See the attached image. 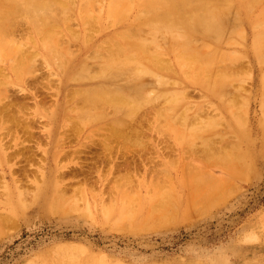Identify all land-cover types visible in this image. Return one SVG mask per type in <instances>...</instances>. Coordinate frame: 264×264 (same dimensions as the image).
<instances>
[{
  "label": "rangeland",
  "instance_id": "rangeland-1",
  "mask_svg": "<svg viewBox=\"0 0 264 264\" xmlns=\"http://www.w3.org/2000/svg\"><path fill=\"white\" fill-rule=\"evenodd\" d=\"M94 1H97V0H94ZM101 1H103L104 3L100 2V0H99V2H94L95 3V8L94 9L92 8V6L90 8V10L92 11L91 12L92 15L100 16L99 14H101V16L98 19L99 22L96 21L95 18H94L90 23H88L89 27L86 25V23H83L82 20H80L82 18V17L80 18V16H82L81 15L82 13H81V9L79 7H81L80 5H82L83 1H81L82 2L81 3L80 0H75V3H74V0H73V3H74L73 7L74 8L70 7V10L72 9L71 12L72 11L74 12L73 15L75 17L72 15L74 19H72L71 13L68 10L69 17L71 16L70 18L72 19V21L70 19V22H69L67 20V18H66V16L68 17V15H67L68 12L65 15L66 19L65 18L64 19L66 20V22L67 21L69 22V24L66 23L68 25L69 30L66 28L67 26L64 27L65 22H62V29H63L62 31H65L68 34L67 35L65 32H62V33H64L62 35H64V37L65 36L67 37L65 39L69 38V40L65 41V40L62 39L64 44H65V42H68V46H66L67 44H65V45L63 44L64 45L63 47L66 46V48L71 49L72 53L68 52V53H71V54H69L70 56L73 54V57H71V58L68 55V57H67L68 63L66 62V59H64V61H65L64 62L63 59H61L60 57L59 58L61 60L59 61L58 60V56L55 57V59L57 58L56 61H55L54 57H53L54 53L52 54L50 51H47V50H50L49 48L47 50H44V48H47V47H45V45L44 46L40 45L42 40L40 42L39 38H41V37H40V35H37L34 32V30L32 28V24H29L28 22H26L29 25V27H28V25L26 26V23L24 25L25 27L22 26V25H19V27H21V29L24 28L23 29L24 32L21 33L23 30L18 28L19 32L16 31V32H18V35L15 33V35H17L15 38L20 39V40L16 39L15 40L16 42L15 41L14 42L17 43V41H19L20 43L19 42L18 43L22 44V46L20 45L21 47H26V44H27V48L24 49L25 50L24 52L28 51V53L32 54V50L35 49L36 51L33 50L35 52V53L34 52L33 53H34V56L35 57L37 56V57L33 59L35 61L30 60V62H31L30 64L25 62L26 65L28 64L27 67L25 66V64L22 63L24 65V67L29 68V70H30L29 72H31V73H27L28 69L27 70L24 69L22 71V66H21V68L19 67V73H17V72L14 73V70L17 67L15 66L14 70H13V68L11 70V67L12 66L14 67V64H11L12 65L11 67H10V64H9V63H12L11 60L14 57L10 56L11 57V59H10V57L8 56L9 54L6 53L5 54L6 57H2L4 59L0 58V60H1L0 69L2 70L0 72L3 74V76H0V82L3 83L4 87L6 88L8 97H13L14 100H23V101L26 100V101H28L29 106H28V108H26L28 110H26L25 112H26V115L29 116V118L34 120L33 126H34V129L37 130V131H35V132H37V133H35V135L36 134L38 135V136L37 135L34 136L30 140L34 142L35 141L34 139H36V138L39 139V140L42 139L41 140V148H39V149L36 148V152L34 150V152H35L37 157L35 156L36 160H34V159L33 160H34V162L35 161L38 162V160L40 159L39 163H37V165L42 163L41 169H43V171H46V172L49 171L50 172V171L55 169V163L53 162L54 160L51 159V158H53L52 157L53 153L55 152V149L57 147L58 137H59L60 133H62L65 130L68 129V127L65 126L66 125L65 122H67L66 120L67 119H73V120L78 119V116L80 114L81 115L79 116V119L83 118L84 117L83 115H85V116H87V115L93 116V115H90V112H89V111L93 110L92 109L93 106L91 104L93 99H89V97H88V100L86 102H84L83 99L80 98L81 96L80 97H76V98L75 97H70L69 98V96L67 97V94H68V93H66L67 90L68 89L69 90L70 89H74V88L76 89V87H77V89H79L78 87H82L81 89H84V87H85V89L87 88L86 90H89V92H90V90L94 86L97 87L98 84L103 85V86H106L107 84L108 85H112V86H115L114 84H116V86L117 85H123L124 86L125 85L124 83H126L124 81H126L128 78L129 79L127 81L128 82L131 81L133 83L130 84V82H129V84H127L128 83L127 82L125 86L127 87V86L132 85V87H134L133 84L136 83L135 79H137V77H135V75L136 74H137L136 76L140 75L141 77L140 76L139 77L141 78L143 83L146 84V86H147V84H148V86H151V87L153 85V89L149 90V92H147L148 91V89H147L148 86L147 87L145 86L144 89L147 90L146 91L147 96L149 95L150 91L153 92V91H155L157 89V91H155L154 94L150 93V95H152L153 99L148 96L149 100H146L148 102V105H146L147 103L144 102L145 100L143 101L145 104L142 103V104L139 105L142 108L139 109V107H138V109L141 110L140 112H142V113H140L139 110L136 109L139 112L138 115L146 114V112H149V115L147 114L146 117L148 119L154 118V119L148 120V122H146L147 124L143 123V126L146 125L145 127H147L145 132H148V136H149V137L147 136L148 138L146 136L144 138V135H146V133H144L143 138H144V140H148V142L151 143V145L149 143V147H152V146L154 147V148L152 147L153 149L150 148V150L152 149L151 150L152 154L155 155L156 154L155 151L159 150L160 153L164 156L163 159L162 158H156V156H155L154 157V159H155V163L154 164H156V166H158V167H161L162 169L166 168L167 171L170 172V173L172 172L171 173L172 174L171 178L173 180H172V182H170L171 179L168 181V179L170 178L169 177L170 173H167L169 178L167 177V179H165V180L163 179L165 182L161 181V180H157L154 183V181L150 178V176H147L145 178L146 181L148 179L147 183H145L146 182L145 180H138V181L135 180V182L132 183V184H131V182L127 183V181H125L126 183L124 181H118L117 183H115L116 185L113 182H111L110 183L111 186L108 185L109 183H106L107 185L105 184L106 185V187H105L104 183H103V185H101L102 184L101 182L97 183V179H96L97 176L94 178V176H95V172H94V174L92 176L90 175L91 182H93V183L95 182L94 190L92 188H91L92 190H90L89 188H86V189H84V192H83V190L80 193H78V191H77V194H76V192H72V191L69 194L70 190H67V192L68 191L69 192L68 193L66 192L63 195V196H65V195L68 194L66 197H63L62 195H60L62 197L59 196L56 199V196H58L59 193H60V192H57L59 190L56 189L54 183H51L50 179H47V182H46V180L43 179L44 177H42V174L40 172H38V173H40V174H38V173L36 174V176L37 175L39 176V177L37 176L38 177L37 178L38 182H34L33 181V183L30 182L31 184L28 182V183L24 184V186L22 185V187H23L22 190L23 189L24 190L22 192L16 191L14 193L13 197H12L11 192L10 191L8 192L7 190H2L3 192L1 191V193H0V201L3 200V201H1L2 209H5V207L6 208L8 207L7 210H3V211L7 212V211L13 209L15 211V219H16L15 223H17V225H18V226L16 225L15 227H14L15 223L13 225L10 224L11 226L8 225V227L10 226L11 229H9V228L7 229L6 228L7 225H5L6 226L5 229H7V230H5L4 227L0 228V232L2 231V233H0V264H47L48 262H50L49 264H57V263H59L58 259L60 258V256H61L60 262L62 264H67L68 262L71 263V264H76V263L77 264H82L83 261H84L83 264H93V263L96 264L97 262H98L97 264H104V263L108 264V262H109V264H119V263L120 264H123V263L124 264H264V149H263L264 148V106H263L264 105L263 104L264 103V87H263L264 86L263 85V83H264V78H263L264 77L263 76L264 75V63H263L264 62L263 61L264 58H262V57L260 58L259 55L257 56V54H259V53L256 52L257 53L256 54L255 50L253 49V40H252L253 39V37H252L253 36V30L250 27L249 23L246 22V21L240 22V27H241L240 33L245 32V33H243L244 34L243 39H242V36H239L237 33L233 34V33H235V30H234L235 28L233 29V27H235L234 17L236 15V13H235L236 11H234L235 9L233 10L231 8L230 11H234L235 15L233 14L234 16L232 17V14H230L231 18L229 16V14L227 15V17L229 16V19L232 20L233 24H231V22L228 21V18H226V20L231 24L229 26V23H227V21H226L227 27H226L225 33H226V31H227V33L229 32L227 34L228 36L226 35V38H228L226 40L230 39L229 42L231 40H234L233 38L232 39L229 38V36L232 35V37L234 36V38L236 37L235 39H237L234 42L238 43V40H240V38H241L242 40H240V41H243L244 43L240 42L239 43L240 45H238V44H236L234 42H232V43L230 42L231 45H227V44H230V43L229 42L227 43V41L225 40L226 43H227L226 44L223 41L224 38L221 41L224 42L225 44H223L220 40H219L220 41V43H219V42H217L218 40L215 41V39H213V38H209V37L206 38L207 43L208 42L209 43L212 42L211 44L212 45L215 44V46L216 45L218 46V45L221 44L218 47H220V50H222V51L225 48L229 49L228 50V52H230L229 54L227 53V55H226V52H225V55H226V57L228 59H229L230 56L232 58L233 54H235V55L236 54L238 55L239 53H240V55H241V53L244 54V55H242V58H240L238 61L236 60V58L234 59V61L236 60L237 63L231 62V58L229 59L230 63H232L233 66L230 63H227V61L225 60V57H223V56L222 57L224 58L225 63H222L224 60L220 61L221 63L220 62L216 63L217 66H219V64H220L221 69L216 68L218 71L220 70L219 72H221V71H225L226 72L227 71L229 73V75H231V73H233V76H234V77L231 76V82L232 83H230V82L228 84L225 83L226 86L230 88V90H229V88L227 89V87H225V86H223V87L226 88V89L225 90L222 89V93H223V91L229 90V93H228L229 95H224L228 91H226V93L224 92L223 94L220 93V95H223V97L225 96L226 98L225 97L224 98L227 100V96L231 97V95H232L231 93L232 92H233V94L235 93V95H236L243 88H244V92H245V90H247L246 93L248 94V96H247L246 93L244 94L243 90L240 91L241 95H239L240 92L237 94L238 96L234 95L235 97H238V98H236L237 99V103H236V99H234L235 97H233V95H232L233 99H229V97H228L230 102L231 101L233 102V100H234L233 103H235L236 105L231 102L233 107L234 106L237 107L238 105H240L242 107V105H243V108L240 107L241 109H238L239 107H237V109L235 108L237 111H239V112H237L239 114H237L233 110L234 108L231 110L232 107L230 105L227 104L228 106H226L225 102H221L223 100L222 96H221V99H222L221 100L218 97L219 95L218 96H216L217 94L212 95L213 93L210 92L211 90L208 92L209 88L207 87V85L204 88L202 86L203 85V83H202V85H201L203 87L202 88L200 86V84H199V81L194 76H193L194 78L193 77L189 78L188 76H185L187 74L189 76H192V74L188 73V72H186L184 70H181L180 66L176 65L177 62H176V59H174L175 58V56H174L175 54L173 52H170L171 51V48H170L171 46H169V45H171V43H172L171 40L172 39L169 40V37H171L169 33H166V34L164 32L161 33V34L159 33L158 36L161 37V35H162V37L161 38L157 37V40L161 41V39L165 38V37L163 38V36L165 35V36H167V38L169 40V41L168 40L167 41L164 40L165 43L168 42V44H167L168 47H166L167 45L165 43L161 44L162 41H161V43H159V44L162 45V47H164V49H167L166 52L168 51V53H170V54H168V53L165 52L167 55H169V58H167L168 57L167 55H165V56L163 55V57H165L168 61L171 60L169 65H168V63L167 64L165 63V65H163L164 62H166L167 60L162 57V59H164L163 60L164 62L162 61V63H163L162 65L163 66L161 65V60L158 62L159 70L160 71L162 70L161 73H160L159 70H157V68L153 69V68H155V65H153L151 62L145 61V64L147 63L146 66H148V64H151L150 65L151 69L154 72H156V71H158V72H156V74H154V72L152 71V73L150 72L151 74H148V75H147V73H149V72H146V75H145L144 71H142V70L138 71V70H140L139 67H137L138 68V70H137L136 67L134 68L133 66H131L135 70V72H140V73L134 74L135 73L134 70H132V71H130V70L126 71L125 70V72H124L123 70L127 69V68H124L123 70H119L122 75L117 74V75H119V78L116 76L118 80L115 79V76H109L111 81L114 82L112 84L110 79L107 77V75H109L108 74L109 70L105 71L106 69L103 68V60L101 59L102 61H99V62L102 63V64L100 63L101 66H102L101 68L104 69V71L102 73H105V72L106 73L108 72V73L107 74L105 73L103 75V79H101V78L99 79L100 76L99 77L97 76L96 72H98V71H97V69H95L97 67V65H95V67H94L93 66V61H94V63L97 62L96 64H98L97 60L100 59V58L97 59V57H96L95 58L96 60L93 59V61H92V58H94V54L92 53V50L94 52L95 47L100 45V43H101V45H104L105 44L104 42L106 40H108L107 36L110 37V35H112L114 33H117L119 31L123 30L124 28L126 29L127 25L130 24V22L132 23L130 25V27H134V25L136 27V24H133V23H136V20H133V22L130 21V20H132L133 18L136 17V16L134 17V14L136 12V8L135 9L133 8L132 10L130 9L131 13L129 14V16L125 20V22H122V23L118 22V24H117V21L114 22V20H112L108 16V13H107V9H108V5H109L110 1L109 0H101ZM94 3H93V5H94ZM100 4L103 6V8H102V6ZM98 5L101 6V7H98ZM96 7L100 8L99 9L100 13L98 12V14H96V10H98V8L96 9ZM258 10H259V8L255 9V11H258ZM78 12L81 13L80 16H79ZM231 13H233V12H231ZM107 18L108 19L110 18V19L108 20ZM79 20H80V23L78 22ZM21 21L24 22L25 20H21ZM94 21L98 22V25ZM107 21H111V22H107ZM23 22H20L19 24H21V23L24 24ZM93 22L96 23V26H98L99 30L97 28H96L97 30L94 29L96 26H94L95 24ZM108 23H109V26H111L112 28L108 27ZM110 23H111V25H110ZM84 24L87 26L86 28L85 27L84 28L85 29L89 28V30L88 29L87 30L83 29V25ZM92 25H93V28H92ZM242 25H243V27H242ZM90 26L93 29V31L90 28ZM30 27H31V29H29ZM143 28L145 30L143 35L144 34H146V35L148 34L146 36V38H149V40H150L151 39L150 36H152V35L149 36V33H147L146 30H147L148 27L146 28V26H143ZM229 29H233V30H229ZM31 30L33 31V33H32L33 35H31V33H30ZM71 30L78 32L79 34L77 33L76 36H78V35L79 36L75 38L73 36L75 34L71 35ZM94 30H95V32H94ZM106 30H108V31H106ZM84 31H86V33L90 35V36L88 35L86 37L90 38L91 41H89L85 37L86 34L84 33ZM99 31L102 32V33H100ZM231 31H233V32H231ZM230 32H231V34H230ZM106 33L107 34L110 33V34L107 35ZM225 33L223 35H225ZM24 34H26L25 37L30 35L33 38V36H34V39H36V40H34V41H33V39H32V41L28 40L29 42L27 41V43H26V41L25 42L22 41L24 43L23 44L21 42V38L23 37ZM92 34H94L95 36L93 35V37H92ZM64 37L62 36V38H64ZM25 39H27V38H25ZM25 39L23 37V40H25ZM28 39H31V38L28 36ZM83 39H85V40L83 41ZM104 39H105V41H104ZM202 39L203 38H198L197 39V44H199V46L203 45L205 43L204 41H206L205 39H203V40ZM208 39H209V41H208ZM245 40H247V41L245 42ZM34 42H37L36 43L37 46L35 45ZM149 44L150 43H148V46H149ZM234 44H236V45H234ZM242 44H244V46ZM151 45L152 44H150V46H149L150 47L149 51L153 50ZM21 47H20L19 51H22L23 48H21ZM168 48H169V50H168ZM227 49H225V50H227ZM232 49H234V51ZM30 50H31V52H29ZM66 50H68V49H66ZM13 52L14 51H12V53ZM16 52H18V51H16ZM19 53H16L17 54L16 60L19 59ZM68 53H66V54H68ZM14 54H15V52H14ZM14 54H12V56ZM22 54L23 53H21V55ZM92 54H93V56L89 57V59H91L89 61V59L86 56H90ZM10 55H11V53H10ZM237 55L234 56V57H237ZM238 58H239V56H238ZM20 59H22L21 61H23V62L26 60L25 58L24 59L21 58V56H20ZM80 59H83V60L85 59L84 62L86 60H88V61H86V62H88V63H86L87 66L84 63L83 64L84 67H83L81 65V61L78 63V61ZM173 59H174V61H173ZM259 59H260V61H259ZM4 60H5V62H4ZM16 60L15 59L13 60V62H15L16 65H17V63H18V66L22 65V64H20L21 62L20 63L18 62L19 60L18 61H16ZM26 61L28 62V60H26ZM32 61H33V65H32ZM171 62H172V64H171ZM89 63H92V64L89 65ZM228 64H230V66H232V67H230ZM30 65H32V66H30ZM62 65L64 67H61ZM79 65H81V67L83 69L80 68ZM88 65L91 66V67H90V70L88 69V72H85V74L88 73L86 75L87 76V79H86V78H84L82 76H84L83 75L84 71H85L86 67H88ZM160 65L162 67H165V68L168 65V68L171 67L170 69L167 68L168 70L173 71V69H174V71H176V72L173 71L174 72L173 74L172 73L168 74V72L170 73V71L167 70L168 72H166V70L164 68L160 69V67H161ZM150 66H148V67H150ZM2 67H3V69H2ZM30 67H31V69H30ZM222 67H223V69H222ZM229 67H230V69H232V71H230ZM101 68H100V71H101ZM214 68H215V66H214ZM81 69L83 71H81ZM118 69H120V67ZM93 70H96V71L94 72ZM163 70H165V71H163ZM76 71H80V73L79 72L76 73ZM86 71H87V69H86ZM89 71H91V72L93 71V72L89 73ZM129 71L130 72H134V73L133 74L126 73V72H129ZM236 71H238L239 73L236 72ZM111 72H112V70H111ZM141 72H143V73L141 74ZM21 73H23V76H22ZM74 73H76V74H74ZM94 73H96V76L99 79V81H97L98 79H96V77H94L95 76ZM157 73L158 74L160 73L159 75L162 74L163 76L161 75V77H164V76L168 75L169 78L170 77H172V78H170L168 80L167 77H164V78H167V82L166 83L163 82L164 81L163 78L162 79L160 78L161 80H163L162 81L163 83H162L160 80H158L160 76L157 75ZM234 73H235V75H234ZM15 74H21V75H20L19 78H17ZM31 74L34 75V76H31ZM80 74H81V76H80ZM241 74H242V76H241ZM73 75H74V77L76 79L73 77ZM88 75L90 77H92V78L89 77L90 79H88ZM98 75H99V73H98ZM105 75H106V77L108 79H104ZM130 75H132V76L134 75V77H129ZM237 75H239L241 77L239 80H238L239 76H237ZM21 77H22V79H21ZM80 77H82L83 80L84 79H86V80L83 81L82 78H80ZM93 77H94V79H93ZM122 77H124L125 79L127 77L128 78L125 80ZM150 77H151V79H150ZM152 77H155V78L153 79ZM185 77H187L189 80L187 78H185ZM235 77H237V79H235ZM78 78H80L82 81L80 80L79 82H76L78 80ZM121 78L123 79L122 82H121V80H122ZM233 78L235 80H233ZM261 78H262V80H261ZM155 79H156V85H154L155 82L153 81ZM190 79L192 80L191 83H190ZM70 80H72V81H70ZM73 80H75V81H73ZM87 80H89V81L87 82ZM114 80H116V82L117 81L121 82L122 84L118 83V82L116 83ZM150 80H152V82H149ZM232 80L234 81V83L235 82L236 83L233 84ZM153 82H154V84H153ZM158 82L161 83L160 86L162 88L160 86H158L159 85ZM195 82L198 83L199 85H197ZM239 82H240V84H238ZM151 83H152V85H151ZM164 83L167 84L168 86H165V87L162 86V84L164 85ZM175 83H177V84L174 85ZM182 83H184V84H182ZM36 84H38V86ZM91 84H92V88H91ZM229 84H230V86H229ZM232 84L235 85L237 88H240L238 92H237L238 89L236 87L235 88L237 90L236 89L234 90L236 92L232 91L234 89V86H232ZM182 85H184V86H182ZM26 86L30 90H34V89H37L36 87H39V89L37 90V91H39L38 94L41 95V96L42 95H45V96L47 95L45 97V101L44 100L41 101L42 103H45V105H44L45 107L42 106L43 105L42 103H39L40 106L38 108H36L35 106L37 104L34 102L35 99L32 96V94H30V92H27L25 94L19 93V88L20 87H26ZM71 86H73V87H71ZM197 86L201 87V89L199 87H197ZM151 87H149V88H151ZM171 87L173 88V90H175V89L176 90L173 92ZM164 89H166V91L167 90L170 91V94H169V92H166V94H165L164 93L165 92ZM177 89L179 91H177ZM183 89H186V92H189V94H186V92H184ZM158 91H160L164 95H162ZM175 92H176V94H175ZM156 93H158V94H156ZM184 93L188 97L185 96ZM202 93H203V95H201ZM153 95H154V97H153ZM155 95L157 97V99H156L157 101L154 100L156 98ZM168 95L170 96V98H169ZM181 95H183L185 100H183V97ZM204 95H205V98H202ZM243 95H246L245 99H244ZM163 96H165V97H163ZM180 96L182 97V99H181ZM0 97H1L0 99L4 100V93H3V95H0ZM161 97L164 98V99H162ZM179 97L186 104L184 102H181L180 99H177L178 101L175 99V98H179ZM185 97H187V98H185ZM207 97L209 98V100H208ZM74 98H75V100H73ZM7 99L8 98H6L5 100H7ZM81 99H82V101H81ZM158 99L159 100L161 99V100L158 101ZM171 99H173V100H171ZM225 99L223 101H225ZM67 100L68 101L71 100L70 101L71 103L70 102L67 103ZM151 100L153 102H151ZM175 100H176V104H175ZM204 100H206V101H204ZM246 100L249 103L248 102H247V104L242 103L243 101L246 102ZM65 101H66L67 104L64 103ZM80 101L83 102V103H81V105H80ZM171 101H174V102L171 103ZM179 101H180L181 104L179 105V109H178L177 108L178 106L175 107V105H177V103ZM209 101L211 103L213 102L214 104L212 103V105H211V103ZM161 102H162V104H161ZM163 102L168 105L167 108H165L166 104L164 105ZM205 102H207L208 105H206ZM34 103H35V105H34ZM152 103H154V104L158 103V106H157L158 110L157 111H159V107H163L162 112L164 111L165 113H163L162 115H165V117L168 114L167 111L168 112L170 111L169 115H171V116L172 115L174 116L176 114V116H174V117L172 116L173 120L171 119L172 117H170V119H171L170 121L171 122L173 121L174 124H175V126H173V128H175L177 126V124H178L180 126L177 127V129L178 128L180 129L182 127V129L184 130V128H187L188 126H191V125L194 126L197 123V120L200 118L199 116H201V117L204 116L206 119H203L204 117L200 118V120H198V123L201 122L200 125H198V124L195 125L197 128L199 126H200L199 128H201V124H202V128L201 129L203 131L201 129H197V128L195 130V128H194L195 126L194 127L192 126V128L188 127L187 129L190 130L189 132H187L188 130L186 132L183 131V130H182L183 132L178 130V131L182 132V133H180V132L176 131L177 130L176 128H175V130H173V128L170 127V126L173 125L172 124L173 122L172 123L168 122V120H169L168 116L169 115L167 116L168 118H167L166 124H163V122L165 123V121H166L164 116L159 115V113L156 112V110L154 111V115H153L152 111H148L149 109L151 110L150 106L152 105ZM202 103H204V104H202ZM118 104H121V103H119V102L117 104L115 103V107L117 108V112H116V108L114 109L115 113H117V114H114L116 117H119L122 114H125V112H124L125 110H124V108L122 106H125V108L129 106V105L126 106V104L125 105L121 104L122 106H120ZM74 105L77 106V108ZM88 105H89V107H88ZM143 105H146V106L143 107ZM189 105H192V106L190 107ZM199 105L201 107L203 106L202 107L203 110L201 109V107ZM72 106L77 111L79 110L78 109L79 107L80 108L82 107L83 109L81 108L80 111L76 112V110ZM170 106L171 107H175V111L172 110V108H170ZM180 106L182 107L183 111L187 110L188 112L186 111V112L182 113L181 112L182 110L180 109L181 108ZM183 106H184V108L186 107L185 108L186 110L183 108ZM198 106L200 107L201 110H199V108H197ZM212 106H215L214 107L215 111L213 110ZM229 106L231 108H229ZM32 107L36 108V110L34 108L33 109L35 111L32 110ZM204 107H206L207 109L206 108L204 109ZM65 108H67L66 111H65ZM68 108H72L73 112L74 111L75 112L72 114L71 113L72 110H68ZM108 108H109V106H108ZM176 108H177V111H176ZM245 108H247V109H245ZM118 109L119 110L123 109V111L122 110L119 111ZM129 109H130V107H129ZM129 109L127 108L126 110L129 112V111H131ZM190 109H193L191 113H189L191 111ZM194 109L195 110L198 109V110L195 111ZM38 110H39V112H38ZM136 110L134 111V113H138ZM171 110H172V112H171ZM222 110H224V111H222ZM94 111H96V110H93V112ZM112 111H113V109H112ZM198 111H199V113H197ZM201 111H203V112H201ZM211 111L214 112V113L216 112V113L215 114L214 113L210 114ZM231 111L234 113V115H232ZM245 111L247 113L246 114H242ZM108 112L111 113V110L107 111V113ZM119 112L121 113L120 115H119ZM128 112H127V114H128ZM150 112L152 114L151 116H150ZM206 112H208L207 113V117H206ZM36 113H37V116L35 115ZM75 113L77 115L79 113V115L76 116ZM94 113H97V112H94ZM109 113L107 114V116L110 115ZM134 113L131 115V113L129 112V114L131 116H129L127 114L125 116L132 117L134 115ZM156 113L159 116L158 119L160 120V123H158L159 120L156 119V116H157ZM185 113L186 114L188 113L187 114L188 116ZM91 114H93V113H91ZM180 114H181V116H180ZM182 114H184V115H182ZM218 114H220V115H218ZM235 114H237V115H235ZM102 115L97 116V118L96 117L93 118V117L87 116V117H84L83 119H81L83 122L86 121V123L89 121L87 123L88 127L83 128V130L80 132V134L82 133L81 135L83 136L82 141L84 140V136H87L88 134H91L94 131L93 130V126H94V129L98 128V126L101 124L100 116L102 118H104L106 116V113H105L104 117ZM212 115H213V117H212ZM216 115H217V117H215ZM240 115H242V116H240ZM54 116H56V117H54ZM115 116H113V117H115ZM123 116L124 115L121 116V118L123 119L122 122L124 121V119L125 120H129L130 119V118H127V117L123 118ZM183 116H185L186 119H188V117H189V119L186 120L185 117H183ZM197 116H198V118H196ZM219 116H221V117H219ZM234 116H235V118H234ZM98 117H99V120H97ZM106 117L104 119H106ZM162 117H164L163 118L164 121H162ZM190 117H192L191 121H190ZM222 117H223V119H222ZM238 117H240V118L244 117L243 120H246V121L243 122L241 119H239L240 121L238 120L239 121V123H238L237 122V118ZM110 118H111V116L109 117V119ZM217 118L220 119L221 121H224V122H222L223 124L221 122H219L220 120L218 122L216 121L217 122L216 123L214 120H217ZM180 119L182 121H184V122L185 121H189L188 124L191 122L190 123L191 125L190 124L189 125L183 124L184 122H182ZM192 119H193V122H192ZM174 120H176V122ZM201 120L205 122L206 126L204 125V123ZM90 121H93L94 124H92V122H90ZM150 121H153V123L151 122V124H149V127H150L149 128L148 127V123ZM225 121H226L227 125H226ZM230 121H232V123ZM241 121H242V124H240ZM210 122H212L211 124L213 126L210 125ZM214 122L216 124H218V125H216ZM89 123H90V125H89ZM161 123L163 125H165L164 127H166V125H168L167 126L168 128L167 127L166 128L170 129V130L169 131H164V130L162 131V128L160 129V127L162 126ZM170 123H171V125H170ZM185 123H187V122H185ZM220 123H221L222 126H219ZM243 123H244V125H243ZM156 125H158L159 127L158 126L156 127ZM210 126L213 129H215V130L217 128L216 126H218L219 128H217V130L219 132L217 130L216 131L215 130H211L212 128ZM243 126H245V127H243ZM64 127L67 128V129H65ZM209 127H210V129H209ZM214 127H216V128H214ZM193 128L195 130V133L196 132L198 133L199 137L197 135H195L194 132H192L193 130H191V129H193ZM63 129H65V130H63ZM156 129H157V131L159 129L160 132L156 133ZM167 129H165V130H167ZM206 129H207V132L210 130V132L207 133L209 136L204 131ZM51 130H53V131H51ZM60 130L61 131L63 130V131L61 132ZM91 130H93V131L91 132ZM220 130L223 133L220 132ZM224 131H226L227 133L226 132L224 133ZM45 133H46V135H44ZM183 133H185V135H183ZM186 133H187V136H186ZM188 133H190L191 136H190V134L188 135ZM97 134L99 135V133H97ZM211 134L212 135L214 134V136H213L214 139H213V137H211L212 141L210 140V136H212ZM215 134L218 135L219 137L215 136ZM162 135H164V136H162ZM180 135H182L181 138L179 137ZM201 135H202V139H201ZM206 135H207V137H206ZM46 136H48V137H46ZM175 136H176V138H175ZM194 136H197L198 138L196 139V137H194ZM203 136L207 140L205 138H203ZM221 136H224V137L226 136L227 138L230 137V139H232L234 137V139L238 138V140H236V142H234V139H233V140H230V142H229V141H227L228 139H224ZM184 137H185V140H186L187 144L189 143L188 145L191 148L188 147L187 144H185V141H182V140H184ZM194 138L196 140L195 142H194ZM218 138H219V140H218ZM244 139L247 140V141H245ZM222 140H223L224 143L221 145V147H219L218 146L219 144H217L218 142H216V141H221L222 142ZM75 141H76V139L74 138L72 141H70L71 144L70 143H67V144L65 143L64 149L68 150L70 148L73 149V148H75L77 146L79 147V145ZM204 141L206 143L208 141V143L210 145L207 143L206 145L202 146V144H204ZM33 142H31V143H33ZM193 142H194V144H193ZM201 142H203V143H201ZM225 142H226V144H225ZM228 142L231 143V144H229ZM238 142H239V144H238ZM166 143H170V144L167 145ZM190 143H191V145H190ZM233 143H235V144H233ZM195 144H197V145L194 146ZM215 144H217V145H215ZM166 145H167V147H166ZM208 145L210 147H208ZM168 146H171V147L168 148ZM222 146H224V147H222ZM227 146H229L230 149ZM193 147L196 149V150L194 149L196 154H194V151H193V154L195 155V157L191 153V151H189V150L193 149ZM167 148L169 150H167ZM202 148H204V149H202ZM241 148H242V150H241ZM42 149H44V151ZM227 149L229 150L228 154L227 153H226L227 155L222 154V152L225 153V150L227 152ZM238 149H240L241 151L238 150ZM37 150H40L43 153L40 152V151H37ZM84 150L87 151L85 154H89V153L96 152V150H99V149L95 148L94 146H88ZM84 150H83V153H84ZM210 150H212L211 153L214 150H215V152H213V154L211 155V153H209ZM51 151L53 153H51ZM90 151H92V152H90ZM166 151H167V153H166ZM201 151H203L205 153H209V155H211V157L213 158L212 161L213 162L215 161V163H217L221 158L222 159L226 158L224 160L225 162L223 160H221V161H219V163H217V165H215V163H212V162H210L211 164H209L208 162L210 161V157L208 156V154H206V156H205V153L203 154V152H201ZM216 152H217V154H220V156L215 154ZM219 152H221V153H219ZM181 153H182L183 157L187 156L186 158H184L185 160H187V162H185L184 159L181 160L182 159V157L180 155ZM240 153H243V154H240ZM147 154L148 153H146V155ZM200 154H201L202 158H201ZM237 154H239V155H237ZM0 156H1L0 160H2V161H0V164L2 163L1 165H3V161H4L3 160V156L1 154H0ZM39 156H41L42 158L39 157ZM82 156L84 158V155H82ZM171 156H172V164L176 162V166L175 167H177L178 170L176 168L173 169L174 167H173V165L170 162ZM230 156L233 157V158H231V159H233V161L229 158ZM242 156H243V158H245L247 160L243 159ZM38 157H39V159H38ZM192 157H194V158L192 159ZM196 157H199V158H196ZM205 157H207V159L203 160V159H205ZM234 157H236L237 159L239 158L244 163L247 162V161L248 162L245 165L244 163H241V162L237 161L236 158H234ZM63 158H65V159H63ZM62 159L66 161L67 158L65 156H63ZM167 159L169 160V162H167ZM173 159H174V162H173ZM63 160H61V162ZM190 160L195 161V162L191 161L192 162L191 163ZM207 160H209V161H207ZM234 160L237 161V164L241 163V165L242 166L245 165V167H242L241 165H237V164L233 165ZM65 161H63V163ZM231 161L233 162L232 163L233 167L237 166L238 169L242 167V171L239 170V171L236 172V170H238V169H235L236 167L235 168H233L232 166L230 167L231 164L227 165L228 162L231 163ZM198 162H199V164H198ZM148 163H150V162H148ZM161 163H163V165H161ZM183 163L188 164L189 165L188 168L190 167V169H191V170L190 169L189 170L191 172L193 171L192 173H194V174H192L190 171L189 172L187 171V169H188L187 165H185V167L187 168L186 169L187 173H185V172L183 173L181 171V168H179L181 165H182V167L184 166ZM194 163H196L195 164L196 168H194V165H192ZM206 163H208L210 165V167L212 166V168H209V170L211 169V171H212L211 173L214 172V174H210L209 170H207L209 172H207L206 170H205L206 171L205 172L203 170V166ZM221 163L223 165L219 166V164H221ZM248 163H250L251 165H248ZM200 164L203 165V166H201L202 167V169H201L202 171H200V169L197 168ZM227 166H228V168H226V169H228L227 171H229V172L231 171L230 173H227L226 169H224ZM208 167H206L204 169H208ZM6 168H8V166H6ZM35 168L33 167V171L31 169L32 172L30 174V178H32L35 175V174H33V172H35V170H36ZM193 168H194V170L195 169L196 170L194 171ZM197 169H198V171H197ZM0 170H2V166H1ZM245 170H247V171H245ZM15 171L18 174V172L19 173L21 172V169H19V167H18L17 169H15ZM164 171H165V169H164ZM240 171L244 174V176L241 174ZM232 172L234 174L235 173H237V174H235L234 177H233L232 176ZM83 173H85V172H83ZM83 173H82V175H79L81 173H78L77 176L79 175V177H82L83 175H85ZM189 173H191L190 174L191 175V180H189L190 179V175H188ZM195 173H197L196 174V175H198L197 177H195ZM201 173L204 176H202ZM226 173L230 174V175H227ZM68 174L65 177H67V176L69 177L71 175V174H69V175ZM184 174H187V175H184ZM205 174H206V176H205ZM215 174H216V176L218 178L216 176H214ZM20 175H21V173H20ZM199 175L201 176V178H198ZM222 175H224V176H222ZM226 175L230 176V177L229 178L225 177ZM192 176L195 177L196 180L198 178L200 181H198V180L196 181L195 179H193ZM207 177H209L208 178L209 180H212L211 178H215L216 177V179L219 180L220 183H218L219 182L218 181L217 182L218 185H216V181L217 180H213V182H215L213 184L214 186L210 185L209 184V180L208 179H207L208 181L206 180ZM220 177H223L222 178V180H223L222 182L219 179ZM231 177H233V179H231ZM94 179H96V180H94ZM202 179H205L206 181H204ZM154 180H156V179H154ZM182 180H184V181H186L188 183H189V181L198 182L196 184H199V186L202 185L201 187L198 186L199 189L203 188V186H205L208 183L207 185H210L211 187L206 185L207 187H205V188L210 187L208 189L209 190L211 189L212 192H213V190H215L214 193H216V194L219 193V192H216V189L218 191H222L221 194H223V196L219 193V196H222V199L219 200V196H218V199H216L217 196L214 195V197L216 196V198H215L216 201L217 200H219V201H218V203L216 202L213 205V201L208 202L206 204H203L205 202L204 201L202 203L201 200H203V199L194 197V198H196L195 200L198 199L200 204H203V206L204 205H208L209 208L207 209L206 206H205L206 208L205 207H202V208L201 207H197L200 204L198 202L195 203V201H193V203H190V200H191V202L193 200V199H190V198L191 197L193 198V195L195 196L198 193L197 194L192 193V196L189 195L191 197L187 198L186 196L189 194L188 192H191V190L189 189V191H187V188L184 185H182L183 184ZM233 180H234V182H233ZM152 181H153V183H152ZM158 181L159 182L161 181V182L158 183L157 187H156L155 184ZM67 182H69V181H67ZM137 182H138V185H137ZM149 182H150V184L152 183L155 186H153L152 184H151L152 185L151 186L149 184ZM213 182L210 181V183H213ZM231 182L233 183V185H230V184L229 185H225L226 183L228 184V183H231ZM112 183L114 184V189L112 188V186H113ZM135 183H136V186H135ZM165 183L168 186H166ZM169 183L170 184L172 183L173 186L171 185L172 187H169V185H170ZM204 183H206V184H204ZM27 184H30V186L27 185ZM133 184H134V186H133ZM148 184H149V186H148ZM159 184L162 185V187L159 186L161 188L158 189V192L160 191L159 195H158L156 191H157V188H158ZM190 184H191V182H190ZM222 184L225 187L227 186L226 188H224L225 191H223V189H222L223 187H221ZM31 185H32V187H31ZM97 185H98V187H97ZM27 186H28V188H27ZM107 186H108V188H107ZM131 186L133 187V189H131L132 188ZM137 186H139V187H137ZM228 186H229V188L231 190L229 193L226 192V191L229 190ZM102 187H103V189H102ZM134 187H136L137 189L134 188ZM194 187H195V189L197 188L196 185ZM25 188H27V189H25ZM30 188H31V190H29ZM105 188H106V192H105ZM109 188L111 189V191L109 190ZM128 188H129V190H127ZM169 188H171L173 191L170 190ZM87 189H89V190H87ZM107 189H108V191H107ZM140 189H141V191H140ZM168 189L170 191H172L171 195H170V193H167V194H169V196L165 193V192L169 191ZM26 190L28 192H26ZM161 190H162V192H161ZM209 190H206V191H209ZM4 191H6V192L4 193ZM202 191H205V190L202 189ZM98 192L101 193V194H99ZM173 192H174V194H173ZM199 192H201V191H199ZM129 193H130V195H129ZM203 193H205V192H203ZM208 193L211 194L210 191L207 192V195H208ZM2 194H3V196H2ZM4 194H5V196H6V194L8 196H6V198H5ZM10 194H11V196H10ZM33 194H34V196H33ZM98 194L105 196V198H104L105 200L103 199V196L100 198V196ZM126 194H128L129 196H127ZM151 194H152V196L154 194L155 195L157 194L159 197L158 196H154V198H153L152 196H149ZM200 194L202 195V193H199V195ZM225 194H227V195H225ZM28 195H30V196H28ZM178 195L181 197V199L179 198ZM9 196H10V198H9ZM224 196H226V197L224 198ZM128 197H130V200H129ZM139 197H140V199H139ZM143 197H145L146 199L143 198ZM148 197H150V198H148ZM155 197L159 198V200L161 199L160 201H162V202H168L169 201L170 203H172L174 201V200H172L173 199L172 197H174V198L176 197V199L179 200V202L177 200H175L174 203L172 204V205L176 204V207H177L176 208L177 210L174 207L173 211H172L173 213L176 214V216H175V214L174 215L171 214L172 216H175V218H173V221L171 220L172 216L170 215V219L169 220H171V221L169 223L164 224V225H163L164 222H162V223H153L152 224L153 227H152V225H151L152 222H150L148 224L146 221H145L146 223H144L142 221L145 220L144 218L147 215V213H145V211L146 210L149 211L148 208H146V207L150 206L149 208L151 209V205L155 204V202H156L155 200H154V203H153V199H155ZM165 197L167 199L165 201H163L162 199H165ZM197 197H198V195H197ZM4 198L5 199L9 198V201L8 200L6 201ZM59 198H60V200H59ZM151 198H153V199H151ZM170 198H172V199H170ZM111 199H113V200H111ZM150 199H151V201H150ZM188 199H190L189 202H188ZM156 200H158V199H156ZM56 201H58V203L60 202L61 206H59L58 203L56 204ZM6 202H7V204H6ZM150 202H151V204H150ZM175 202H177V203H175ZM72 203H73V205H71ZM181 203H182V205L180 206ZM187 204H190V205H187ZM191 204H192L193 207L191 206ZM184 205L185 206L187 205L186 206L187 210L185 208V211L183 210L184 209ZM55 206H57L58 209H56L57 207H55ZM63 206H66V207H63ZM67 206H69V207L67 208ZM71 206L74 207V208H72ZM179 206H180V208H179ZM126 207H128V208H126ZM76 208H78V209H76ZM116 208H118V210ZM125 208L127 209L126 210L127 212L128 211H131V212L134 211V213L136 215L133 214V213H131V214L133 216H135V219H134V217L133 218L131 217V215L129 214L130 212L127 213V212L124 211ZM188 208H190L191 210L195 209L194 211L198 212L197 215H196V213L195 214H191V212H190L191 210L190 209L188 210ZM198 208H200V210H202V212ZM203 208H205L206 211L205 210L203 211ZM57 210H59V211H57ZM121 210H122V213H123V211L125 212V215L127 213V216L125 218L127 221L130 220V218H128V217H131L130 221H133L132 219H134L133 223L132 222H127V221H125V219L123 220L124 222H122V226L123 225L124 226H127V225L129 226V227L127 226V228L125 227V229H123V227L117 223V221L118 222L121 221L120 219H123V217H124V216L121 217V215H120ZM107 212L109 213V217H108V213ZM183 212H185L186 214L183 213ZM110 213H111L112 216L110 215ZM138 213L141 214V215H142V213H144V214L141 216ZM187 213H188V215L190 214V218L188 217V219H186V217L188 216ZM184 216H185V218H184ZM114 217L115 218L118 217L117 219H119V220L115 221ZM110 219H112V220H110ZM113 220L115 221V223H117L119 225V228L121 226L122 229L113 227V225H115V223L113 224V222H114ZM139 221H140V223H139ZM166 221H168V220H166ZM125 222H126V225H125ZM127 223H131V224H127ZM141 223H143V224L141 225ZM146 224H148L149 227ZM159 224H161V225H159ZM118 225L116 227H118ZM142 226H147L149 229H147L146 227H144V228H146V229H144V228H142ZM117 229H119V230H117ZM4 230H5V232H4ZM64 244H67L66 245L67 248L64 247L65 246ZM75 244H76V246H75ZM77 244H78L79 247L77 246ZM61 245H62V247H61ZM80 245H81V247H80ZM83 245L87 248L86 251H85V248L83 249L85 252L82 250V246ZM68 247H69V249H68ZM60 248H62V249H60ZM64 248H65V250H64ZM79 248H81V249L79 250ZM66 249L69 250V251H67ZM60 250H61V252H60ZM75 250H77V251H75ZM81 250L83 252H81ZM78 251L81 252V253H78ZM63 252L64 253L68 252V253H65V255H64ZM74 252H75V254H74ZM59 253L60 254L62 253V255L59 256L58 255ZM77 253L80 255V257H78L79 260L77 259V256H75V255H77ZM47 255H49V256H47ZM56 255H58V256H56ZM100 255L101 256H105V260L106 261ZM43 256L44 257L46 256V257L44 258ZM65 256H66V259H65ZM98 256H100V257L98 258ZM75 259H76V262H75ZM95 259L97 261H95ZM46 260H47V263H45ZM107 260H108V262H107ZM100 261H101V263H100ZM111 261H113V262H111ZM54 262H56V263H54ZM65 262H67V263H65Z\"/></svg>",
  "mask_w": 264,
  "mask_h": 264
},
{
  "label": "bare ground",
  "instance_id": "bare-ground-1",
  "mask_svg": "<svg viewBox=\"0 0 264 264\" xmlns=\"http://www.w3.org/2000/svg\"><path fill=\"white\" fill-rule=\"evenodd\" d=\"M81 1H83V3L81 2ZM110 1V3H109V5H108V9H107V13H108V16L112 19V20H114V22L115 21H117V24H118V22H125V20L128 18V16H129V14L131 13V11H130V9L132 10L133 8L135 9L136 8V12H135V14H134V17L135 18H133L132 20H130V21H132L133 22V20H136V23H133V24H136V27H135V25H134V27H130V25L132 24L130 21V24H128L127 25V27H126V29L124 28L123 30H121V31H119V32H117V33H114V34H112V35H110V37L109 36H107V39L108 40H106L105 41V39H104V45H101V43H100V45H98L97 47H95V49H94V52H93V50H92V53L94 54V58H92V61H93V59H95L96 57H97V59L98 58H100V59H98L97 61H98V64H96L97 62H95L94 63V61H93V66L95 67V65H97V67L99 68H101L102 66H101V62H99V61H102L103 60V68L104 69H106L105 71H108L109 70V75H107V77L109 78V76H115V79H117V77L119 78V75H122L121 74V72L119 71V70H123L124 68H127V69H124L123 71L125 72V70L126 71H128V70H130V71H132V70H134L131 66H133L134 68L136 67H139V69L140 70H138V68H137V70L138 71H144V74L146 75V72H149V73H147V75L148 74H151L152 73V69H151V64H148V66H150V67H148V66H146L147 65V63L145 64V61H148V62H151L153 65H155V68H153V69H156L157 68V70H159V65H158V62L161 60V65L163 64L162 63V61L164 60V59H166L165 57H163V55L165 56V55H167L166 53H168V51L166 52V50L167 49H164V47H162V45L161 44H163V43H165V41L164 40H168V38H167V36H165L164 34V36H163V38L164 39H161V41H162V43H161V41H159V40H157V37H160V36H158V34L160 33H169L170 34V36L171 37H169V40H171V45H169V46H171L170 48H171V51L170 52H173L175 55V58L174 59H176V62H177V64L176 65H178V66H180V69L181 70H184V71H186V72H188V73H191L192 74V76H189L188 74L187 75H185V76H188L189 78L190 77H195L198 81H199V84H200V86L202 85V83H203V87L205 88L206 87V85H207V87L209 88V90H208V92L210 91V92H212L213 94L212 95H215V94H217L216 96H218L220 99H221V96H222V99L224 100L225 98L223 97V95H220V93H222V89L223 90H225L226 88H224L223 86H225V87H227L226 86V84H228L229 82L230 83H232L231 82V76L232 77H234L233 76V73H231V75H229V73L226 71H221V72H219L216 68H219V69H221V67H220V64H219V66H217L216 65V63H218V62H220V61H222V60H224V58L223 57H225V60L227 61V63H230V61H229V59L231 58V56L229 57V59L226 57V55H227V53L229 54L230 52H228V50L229 49H227V48H225V49H227V50H225V49H223V51L222 50H220V47H218V46H220V45H216L215 46V44L214 45H212L211 43H207V40H206V38H213V39H215V41H217V42H219L220 43V41L221 40H223V38H224V42L226 43V41H227V43L229 42V40H226V39H228V38H226V35L229 33H227V31H226V33H225V30H226V27H227V23H229L228 21H230L231 22V24H233L232 23V20H230L229 19V16H230V14H232V17L235 15L234 14V11H236L235 13H236V15H235V17H234V20H235V27H233V29L235 30V33H233V34H238L239 36H242V39H243V37H244V34L243 33H245V32H242V33H240V29H241V27H240V22H243V21H246V22H248L249 23V25H250V27L252 28V30H253V49L255 50V53L257 52V53H259V54H257V56L259 55L260 56V58L262 57V58H264V0H109ZM80 2L82 3V5H80L81 7H79L80 9H81V13H79V16H80V14L82 15V16H80V20H82V22L83 23H86V25L89 27V24L88 23H90L94 18H95V20L96 21H98L99 22V17L101 16V14H99L100 16H95V15H92V11L90 10V8H91V6H92V8L94 9L95 8V3L94 2H99V0H97V1H94V0H80ZM100 2H103V1H101L100 0ZM74 3H75V0H74ZM74 3H73V0H0V58H2V57H6L5 56V54L6 53H8L9 55V57L11 56V57H14V58H12V63H9L10 64V67L12 66L11 64H14V67L12 66L11 67V70H12V68H13V70H14V68H15V66L17 67L15 70H14V73L15 72H17V73H19V67L21 68V66H22V71L25 69V70H27L28 72L27 73H31V72H29L30 70H29V68H26L27 66H28V64H30L31 62H30V60H33L34 58H36L35 56H34V51H36L35 49H33L32 50V54L31 53H28V51H26V52H24L25 50V48H27V41L28 40H31L32 41V39H33V41L34 40H36V39H34V36H33V38L30 36V35H28L31 39H28V36L27 37H25L26 36V34H24L23 35V37H24V39L25 38H27V39H25V40H23V37L21 38V42L22 41H26V47H21L22 46V44H19L20 42L19 41H17V43H15L16 41V39L17 38H15L17 35H18V32H19V29H21V27H19V25H22V26H24L25 25V23L26 22H28L29 24H32V28H33V30H34V32L37 34V35H40V37L41 38H39L40 39V42H41V40H42V42H41V44L40 45H42V46H44L45 45V47H47V48H44V50H47L48 48L50 49V50H47V51H50L52 54L54 53V60L56 61V59H55V57L56 56H58V60L60 61L61 59H63V61H64V59H66V62L68 63V59H67V57H68V55L69 54H71L72 52H71V49H69V48H66V46H68V42H65V44H67L65 47H63L65 44L63 43V40H69V38L68 39H65V38H67L66 36L64 37V35H62V34H64V33H62V32H65V31H62L63 29H62V22H65V25H64V27H66L68 30H69V28H68V25L67 24H69V22H70V17L73 15V11L71 12V10H70V7H72V8H74L73 6H74ZM93 3H94V5H93ZM104 3V2H103ZM102 4V3H101ZM100 4V5H101ZM94 6V7H93ZM102 6V5H101ZM101 6H99L98 5V7H101ZM98 7H96V9L98 8ZM102 8H103V6H102ZM235 9L234 11H230V9ZM256 8H259V10L258 11H255V9ZM79 9V10H80ZM95 9V10H96ZM100 8H98V10H99ZM60 12H59V11ZM68 10L70 11V13H71V16L69 17V12H68ZM78 10V11H79ZM98 10H96V14H98V12L100 13V10L98 11ZM67 12H68V14H67ZM231 12H233V13H231ZM68 15V17L66 16V18H67V20L69 21H67L66 22V18H65V15ZM229 14V16L227 17V15ZM234 14V15H233ZM105 15V14H104ZM74 16V15H73ZM73 16H72V19H74L73 18ZM75 17V16H74ZM65 18V19H64ZM69 18V19H68ZM109 18V19H110ZM226 18H228V21L226 20ZM230 18H231V16H230ZM62 21H61V20ZM72 19H71V21H72ZM76 19V18H75ZM108 19V18H107ZM108 19V20H109ZM20 20V21H19ZM21 20H25L24 22L23 21H21ZM64 20V21H63ZM80 20L78 21L79 23H80ZM233 20V21H234ZM96 21H94V22H96ZM226 21H227V23H226ZM20 22H23L24 24H19ZM93 22V23H94ZM98 22H96L97 23V25H98ZM107 22H111V21H107ZM106 22V23H107ZM113 22V21H112ZM67 23V24H66ZM96 23H94L95 25L94 26H96ZM64 24V23H63ZM82 24V23H81ZM116 24V23H115ZM230 23H229V26L231 25ZM242 24V23H241ZM28 24L26 23V26H27ZM85 24L83 25V29L84 30H89V28H87V29H85L87 26H86ZM110 25H111V23H110ZM143 26H146V28H147V33H149V36L150 35H152V36H150V40H149V38H146V36L148 35H146V34H144L143 35V33H144V28H143ZM25 27V26H24ZM28 27H29V25H28ZM71 27V26H70ZM85 27V28H84ZM106 27V26H105ZM108 27H111V26H109V23H108ZM242 27H243V25H242ZM19 28V29H18ZM90 28H91V26H90ZM92 28H93V25H92ZM91 28V29H92ZM98 29L99 30V28H98V26H96L94 29ZM101 28V27H100ZM112 28V27H111ZM115 28V27H114ZM18 29V30H17ZM24 29V28H23ZM23 29H21V30H23ZM29 29H31V27L29 28ZM71 29V28H70ZM90 29V30H91ZM96 29V30H97ZM109 29V28H108ZM233 29H229V30H233ZM20 30V31H21ZM28 30V29H27ZM73 30V29H72ZM71 30V35H73V34H75V35H73L75 38L76 37H78V36H76L77 35V33L78 32H76V31H72ZM118 30V29H117ZM247 30V29H246ZM245 30V31H246ZM16 31H18V32H16ZM92 31H93V29H92ZM102 31V30H101ZM106 31H108V30H106ZM243 31V30H242ZM24 32V30L21 32V33H23ZM30 32V31H29ZM94 32H95V30H94ZM100 32V31H99ZM231 32H233V31H231ZM231 32H230V34H231ZM15 33L17 34V35H15ZM20 33V34H21ZM31 35H33L32 33H33V31L31 30ZM66 34H67V32H65ZM84 33L86 34L85 35V37L86 36H88L89 34H87L86 33V31H84ZM89 33V32H88ZM91 33V32H90ZM93 33V32H92ZM97 33V32H96ZM100 33H102V32H100ZM146 33V32H145ZM225 33V35H223ZM79 34V33H78ZM107 34V33H106ZM105 34V35H106ZM108 34H110V33H108ZM107 34V35H108ZM229 34V35H230ZM242 34V35H241ZM22 35V34H21ZM20 35V36H21ZM64 37V38H62V36ZM68 35V34H67ZM70 35V34H69ZM93 35L94 34H92V37H93ZM168 35V34H167ZM61 36V37H60ZM90 36V35H89ZM95 36V35H94ZM169 36V35H168ZM224 36V37H223ZM228 36V35H227ZM237 36V35H236ZM238 36V37H239ZM19 37V36H18ZM91 37V38H92ZM98 37V36H97ZM161 37H162V35H161ZM160 37V38H161ZM87 38V37H86ZM198 38H203V39H205L206 41H204L205 43L203 44V45H201V46H199V44H197V39ZM229 38H233L234 40H231L230 42L232 43V42H234V41H236L237 39H235L234 38V36L232 37V35L231 36H229ZM63 39V40H62ZM78 39V38H77ZM89 41H91V39L90 38H87ZM93 39V38H92ZM202 39V40H203ZM212 39V40H213ZM241 38H240V40H242ZM17 40H20V39H17ZM85 39H83V41H84ZM87 40V41H88ZM168 40V41H169ZM220 40V41H219ZM226 40V41H225ZM240 40H238V43H236V42H234V43H236V44H238V45H240L239 43L241 42V43H244L243 41H240ZM15 41V42H14ZM61 41V42H60ZM164 41V42H163ZM208 41H209V39H208ZM247 40H245V42H246ZM29 42V41H28ZM99 42V41H98ZM101 42V41H100ZM222 42V41H221ZM224 42H222L223 44H225ZM229 42V43H230ZM23 43V42H22ZM35 43V45L37 46V42H34ZM96 43V42H95ZM148 43H150V44H152L151 45V47L153 48V50H150L149 51V49H150V44H149V46H148ZM159 43H161V44H159ZM218 43V44H219ZM226 43V44H227ZM231 43L230 44H227V45H231ZM24 44V43H23ZM64 44V45H63ZM98 44V43H97ZM166 45L168 44V42H166L165 43ZM236 44H234V45H236ZM246 44V43H245ZM21 45V46H20ZM29 45V44H28ZM165 45V46H166ZM233 45V44H232ZM243 46H244V44H242ZM24 46V45H23ZM62 46V47H61ZM164 46V45H163ZM20 47L21 48H23L22 49V51H19L20 50ZM166 47H168V45L166 46ZM219 48V49H218ZM223 48V47H222ZM221 48V49H222ZM42 49V48H41ZM66 49H68V50H66ZM29 50V49H28ZM83 50V49H82ZM87 50V49H86ZM168 50H169V48H168ZM225 50V51H224ZM233 51H234V49H232ZM12 51H14L15 52V54L16 53H19V59H17L16 60V58H17V54L15 55L14 54V52L12 53ZM16 51H18V52H16ZM38 51V50H37ZM84 51V50H83ZM231 51V50H230ZM11 53V55H10V53ZM29 52H31V50L29 51ZM34 52V53H33ZM39 52V51H38ZM68 52H71V53H68ZM91 52V51H90ZM166 52V53H165ZM221 52V53H220ZM224 54H223V53ZM225 52H226V55H225ZM232 52V51H231ZM240 52V51H239ZM21 53H23L22 55H21ZM66 53H68V54H66ZM12 54H14L13 56H12ZM37 54V53H36ZM35 54V55H36ZM41 54V53H40ZM90 54V53H89ZM93 54L92 55H90V56H86L88 59H89V57H92L93 56ZM168 54H170V53H168ZM223 54V55H222ZM38 55V54H37ZM76 55V54H75ZM237 55V54H236ZM235 54H233L232 55V58H231V62H234V63H237V61L240 59V58H242V55H244L243 53H241V55H240V53L237 55V57H234V56H236ZM16 56V57H15ZM20 56H21V58H25L26 60H28V62L25 60L24 62L23 61H21L22 59H20ZM70 56V55H69ZM168 57L167 58H169V55H167ZM172 56V55H171ZM223 56V57H222ZM229 56V55H228ZM238 56H239V58H238ZM241 56V57H240ZM247 56V55H246ZM11 57H10V59H11ZM61 59H60V58ZM71 57H73V54L70 56V58ZM162 57L164 58V59H162ZM172 58V57H171ZM236 58V60L234 61V59ZM258 58V57H257ZM2 59H4V58H2ZM9 59V60H10ZM16 60V61H18L20 64H25V66L26 67H24V65L22 64V65H20V66H18V63H17V65H16V63L15 62H13V60ZM102 59V60H101ZM174 59H173V61H174ZM256 59V58H255ZM85 60V59H84ZM84 60L83 59H80L79 61H78V63L81 61V65L83 66V64L85 63V65H86V63H88V62H86V61H88V60H86L85 62H84ZM91 59H89V61H90ZM96 60V59H95ZM167 60V59H166ZM170 60V59H169ZM225 60L222 62V63H225ZM33 61H35V60H33ZM33 61H32V65H33ZM46 61V60H45ZM171 61V60H170ZM170 61H166V62H164V64L163 65H165V63L167 64L168 63V65H169V63H170ZM259 61H260V59H259ZM262 61V60H261ZM264 61V60H263ZM0 62H1V60H0ZM4 62H5V60H4ZM28 63L27 65H26V63ZM65 62V61H64ZM57 63V62H56ZM55 63V64H56ZM101 63V64H100ZM221 63V62H220ZM260 63V62H259ZM264 63V62H263ZM59 64V63H58ZM65 64V63H64ZM90 64H92V63H89V65ZM100 64V65H99ZM160 64V63H159ZM171 64H172V62H171ZM231 65H232V63H230ZM230 64H228L229 66H230ZM32 65H30V66H32ZM81 65H79V67L80 68H82L81 67ZM88 65V67H86V69H87V71H86V69H85V71H84V76H82V77H84V78H86L87 79V74L88 73H86L85 74V72H88V69L90 70V67L91 66H89ZM152 65V66H153ZM160 65V66H161ZM162 65V66H163ZM168 65H167V67L165 68V67H160V69H165L166 70V72H168V71H170V70H168V69H170V68H168ZM223 65V64H222ZM221 65V66H222ZM226 65V64H225ZM235 65V64H234ZM59 66V65H58ZM87 66V65H86ZM122 66V67H121ZM214 66H215V68H214ZM233 66V65H232ZM232 66H230V67H232ZM61 67H64L63 65L61 66ZM78 67V68H79ZM84 67V66H83ZM95 68V69H97V71L98 72H96L97 73V76L99 77V79L101 78V79H103V75L106 73H102L103 71H104V69H102L101 68V71H100V68L98 69V68ZM120 67V69H118ZM154 67V66H153ZM230 67H229V69H230ZM75 68V67H74ZM79 68V69H80ZM132 68V69H131ZM168 68V69H167ZM227 68V67H226ZM225 68V69H226ZM2 69H3V67H2ZM30 69H31V67H30ZM64 69V68H63ZM62 69V70H63ZM78 69V70H79ZM83 69V68H82ZM81 69V71H83ZM222 69H223V67H222ZM228 69V70H229ZM237 69V68H236ZM21 70V69H20ZM111 70H112V72H111ZM165 70H163V71H165ZM168 70V71H167ZM172 70V69H171ZM216 70V71H215ZM234 70V69H233ZM240 70V69H239ZM0 71H2L1 69H0ZM94 72L96 71V70H93ZM92 71V72H93ZM126 72V73H129V74H133L134 72H135V70H134V72ZM160 71V70H159ZM173 71H174V69H173ZM170 71V73L168 72V74H173L174 72H176V71ZM178 71V70H177ZM180 71V70H179ZM230 71H232V69H230ZM77 72H79L80 73V71H76V73ZM91 71H89V73H90ZM91 72V73H92ZM151 72V73H150ZM154 72V71H153ZM156 72H158V71H156ZM156 72H154V74H156ZM162 72V70L160 71V73ZM185 72V73H186ZM236 72H238V71H236ZM76 73H74V74H76ZM78 73V74H79ZM82 73V72H81ZM96 73H94V77H96V79H98L97 78V76H96ZM98 73H99V75H98ZM106 73V74H107ZM136 73H140V72H135L134 74H136ZM143 72H141V74H142ZM159 73V74H160ZM183 73V72H182ZM239 73V72H238ZM22 74V76H23V73H21ZM21 74H15L16 75V77L17 78H19L20 77V75ZM117 74H119V75H117ZM143 74V75H144ZM158 73H157V75H159ZM18 75V76H17ZM137 75V74H136ZM135 75V77H137V79H135V81H136V83H134L133 85H134V87H132V85H130V86H125L126 85V83L128 82L127 80L129 79L128 77V79L126 80L124 77H122V78H124L126 81H124V82H126V83H124L125 85L123 86V85H117L116 86V84H114L115 86H112V85H106V86H103V85H100V84H98L97 85V87L96 86H94L93 88H92V84H91V90H90V92H89V90H86L85 89V87H84V89H81L82 87H78L79 89H77V87H76V89L74 88V89H68L67 90V92L66 93H68L67 94V97L69 96V98L70 97H80V98H82L83 99V101L84 102H86L87 100H88V97H89V99H93V101H92V106H93V110H96V111H94V112H97V113H94L93 112V110L92 111H89L90 112V115H93V116H89V115H87V116H89V117H93V118H97V116H99V115H102L103 117L105 116V113H106V116H107V114L109 113H107V111H110L111 110V113H109L110 115H108L107 117H106V119H104V118H102L101 116H100V122H101V124L98 126V128H96V129H94V126H93V130H91V134H88L87 136H84V140L82 141V139H83V136L80 134V132L83 130V128H85V127H88L87 125V123L89 122H87L86 123V121H82L81 119H83L84 117H87V116H85V115H83L84 117L83 118H80L79 119V116L81 115H79V113H78V115L75 113V115L76 116H78V119H75V120H73V119H67L66 121L67 122H65L66 123V125L65 126H67L68 127V129L67 128H65V129H67V130H65V129H63V130H65L64 132H62L61 130V132L62 133H60V135H59V137H58V142H57V147H56V149H55V152L53 153L52 151H51V153H53V158H51V159H53L54 161V163H55V169L54 170H52V171H48V172H46V171H43V169H41V165H42V163L41 164H38L37 165V163H39V157H41V156H39L38 157V162H34V160H36L35 159V156H36V154H35V152H36V148H41V140H39V139H37L36 137V139H34L35 141V143L33 142V141H31L30 139H32L34 136H36L35 135V133H37V132H35V131H37V130H35L34 129V126H33V122H34V120L33 119H31V118H29V116H27L26 115V110H28V109H26V108H28V106H29V104H28V101H23V100H14L13 99V97H8V94H7V90H6V88L4 87V85H3V83H1L0 82V95H3V93H4V100H2V99H0L1 101H0V154L3 156V165H1L2 166V170H0V193H1V191L2 190H7L8 192L10 191L11 192V194H12V197L14 196V193L16 192V191H19V192H22L23 190H22V185L24 186V184H26V183H33V181L34 182H38V177L36 176V174L38 173V172H40L41 174H42V177H44L43 179H45L46 180V182H47V179H50V181H51V183H54V185H55V187H56V189H58L59 191H57V192H60L59 193V195L58 196H56V199H57V197H59L60 195H64V193H66L67 192V190H70V192H69V194L71 193V191L72 192H76V194H77V191H78V193H80L82 190H83V192H84V189H86V188H89L90 190H94V184H95V182L93 183V182H91V179H90V175L92 176L93 174H94V172H95V176H94V178L96 177V179H97V183H99V182H101L102 184L101 185H103V183H104V185L106 184V183H109L108 185L109 186H111L110 185V183L111 182H113L114 184L115 183H117L118 181H127V183H129V182H131V184L132 183H134L135 182V180L136 181H138V180H145V178L147 177V176H150V178L154 181V183H155V181H157V180H161V181H164L165 179H167V177H168V174L167 173H170V172H168L167 171V169L166 168H161V167H158V166H156V164H154L155 163V159H154V157L156 156V158H164V156L160 153V151L159 150H156L155 151V155L154 154H152V152H151V150L154 148L153 146V148L152 147H149V143L150 142H148V140H144V138H145V136L147 137L148 136V132H145L146 131V128L147 127H145L146 125H144L143 126V123H146V122H148V120H150V119H154V118H150V119H148L147 117H146V115L148 114L149 115V112H146V114H142V115H138L139 114V112L141 111V110H139V109H141L142 107L141 106H139L140 104H142V103H147L146 105H148V102L146 101V100H149V97L150 98H152V95H150V93H152V94H154V92L155 91H157V89L155 90V91H150V93H149V97L147 96V94H146V91L147 90H145L144 88H145V86H146V84L145 83H143V81L141 80V76L139 77V76H136ZM162 75V74H161ZM161 75H159L160 77H159V79L158 80H160L161 82L163 81V82H167V78H168V80L170 79V78H172V77H168V75L167 76H164V77H167V78H164V77H161ZM182 75V74H181ZM234 75H235V73H234ZM0 76H3V74L0 72ZM31 76H34V75H32L31 74ZM80 76H81V74H80ZM117 76V77H116ZM152 76V75H151ZM163 76V75H162ZM174 76V75H173ZM179 76V75H178ZM183 76V75H182ZM237 76H239V75H237ZM241 76H242V74H241ZM264 76V75H263ZM73 77H74V75H73ZM77 77V76H76ZM82 77H80V78H82ZM90 76L88 75V79H90V78H92V77H90ZM94 77H93V79H94ZM106 77V75H105V78L104 79H108ZM126 77V76H125ZM129 77H134V75L132 76V75H130ZM193 77V78H194ZM75 78V77H74ZM80 78H78V80L76 81V82H79L81 79ZM112 78V77H111ZM121 78V79H122ZM143 78V77H142ZM153 79L155 78V77H152ZM163 78V80H161V79ZM181 78V77H180ZM179 78V79H180ZM185 78H187V77H185ZM241 77L239 76V78H238V80L240 79ZM264 78V77H263ZM21 79H22V77H21ZM76 79V78H75ZM86 79H84L83 80V78H82V80L83 81H85ZM95 79V80H96ZM99 79L97 80V81H99ZM110 79V78H109ZM150 79H151V77H150ZM178 79V78H177ZM188 79V78H187ZM235 79H237V77H235ZM234 78H233V80H235ZM81 80V81H82ZM118 80V79H117ZM166 80V81H165ZM176 80V79H175ZM185 80V79H184ZM189 80V79H188ZM232 80V81H233ZM261 80H262V78H261ZM70 81H72V80H70ZM73 81H75V80H73ZM89 80H87V82H88ZM91 81V80H90ZM102 81V80H101ZM106 81V80H105ZM110 81H111V79H110ZM109 81V82H110ZM115 82H116V80H114ZM123 81V79L121 80V82ZM142 81V82H141ZM154 82H155V84H154V82H153V84L154 85H156V79L155 80H153ZM191 79H190V83H191ZM201 81V82H200ZM50 82V81H49ZM112 82V84L114 83L113 81H111ZM118 82V81H117ZM116 82V83H117ZM121 82H118V83H121ZM130 82V84L131 83H133V82H131V81H129ZM129 82L127 83V84H129ZM149 82H152V80H150ZM148 82V83H149ZM162 82V83H163ZM169 82V81H168ZM179 82V81H178ZM241 82V81H240ZM240 82L238 83V84H240ZM40 83V82H39ZM70 83V82H69ZM74 83V82H73ZM164 83V85L162 84V86H168L167 84H165ZM196 83V82H195ZM194 83V84H195ZM226 83V84H225ZM236 83V82H235ZM234 83V81H233V84H235ZM122 84V83H121ZM150 84V83H149ZM158 86H160V82H158ZM177 83H175L174 85H176ZM182 84H184V83H182ZM197 85H199L198 83H196ZM232 84V86H234V89L232 90V91H234L237 87L235 86V85H233ZM37 86H38V84H36ZM35 85V86H36ZM71 85V84H70ZM78 85V84H77ZM151 85H152V83H151ZM205 85V86H204ZM263 85H264V83H263ZM79 86V85H78ZM87 86V85H86ZM147 86H148V84H147ZM146 86V87H147ZM172 86V85H171ZM182 86H184V85H182ZM190 86V85H189ZM201 86V87H202ZM229 86H230V84H229ZM241 86V85H240ZM42 87V86H41ZM71 87H73V86H71ZM136 87V88H135ZM149 87H151V86H148V91L147 92H149V90H152L153 89V85H152V87L151 88H149ZM156 87V86H155ZM161 87V86H160ZM159 87V88H160ZM178 87V86H177ZM194 87V86H193ZM197 87H199V86H197ZM201 87H199L200 89H201ZM202 87V88H203ZM236 87V88H235ZM264 87V86H263ZM37 89H34V90H30L27 86L26 87H20L19 88V93H23V94H25V93H27V92H30V94H32V96L34 97V99H35V103L37 104L35 107L36 108H38L40 105H39V103H42L41 101H45V97L47 96H45V95H39L38 93H39V91H37L38 89H39V87H36ZM43 88V87H42ZM134 88V89H133ZM162 88V87H161ZM172 88V87H171ZM175 88V87H174ZM229 87H227V89H228ZM233 88V87H232ZM46 89V88H45ZM89 89V88H88ZM169 89V88H168ZM238 89V90H237ZM236 90H237V92L239 91V89L240 88H237ZM86 90V91H85ZM165 90V94H166V92H169V94H170V91H166V89H164ZM171 90V89H170ZM172 90H173V88H172ZM176 90V89H175ZM175 90H173V92L175 91ZM184 90V92H186V89H183ZM229 90H230V88H229ZM229 90H226V91H228L227 93H226V91H223V93L225 92L226 94H224V95H229L228 93H229ZM243 90V92H244V88L242 89ZM242 90H240V91H242ZM161 91V90H160ZM160 91H158V92H160ZM177 91H179L178 89H177ZM176 91V92H177ZM189 91V90H188ZM239 91V92H240ZM246 91L247 90H245V92H244V94L246 93ZM176 92H175V94H176ZM234 92H236V91H234ZM238 92V93H239ZM161 93V92H160ZM159 93V94H160ZM179 93V92H178ZM181 93V92H180ZM222 93V94H223ZM237 93V94H238ZM41 94V93H40ZM46 94V93H45ZM156 94H158V93H156ZM162 95H164L163 93H161ZM173 94V93H172ZM174 94V95H175ZM185 94V93H184ZM186 94H189V92H186ZM185 94V96H187ZM205 94V93H204ZM210 94V93H209ZM232 95H233V97H235V96H238L237 94L235 95V93L233 94V92L231 93ZM243 94V93H242ZM247 94V93H246ZM179 95V94H178ZM201 95H203V93L201 94ZM206 95V94H205ZM205 95L202 97V98H205ZM211 95V94H210ZM232 95H231V97L230 96H227V100L225 99V101H223L222 99V101L221 102H225L226 103V106H228V105H230L229 106V108H231V110L233 109L236 113L237 112H239V111H237L236 109H237V107H239L238 109H241V108H243V105H242V107L240 106V105H238L237 107H233V105H232V103L234 102V100H233V102L231 103L230 102V100L229 99H233V97H232ZM235 95V96H234ZM239 95H241V92H240V94ZM40 96V97H39ZM160 96V95H159ZM169 96V95H168ZM173 96V95H172ZM171 96V97H172ZM182 97H183V95H181ZM180 96V97H181ZM244 96V99H245V97H246V95H243ZM247 96H248V94H247ZM92 97V98H91ZM153 97H154V95H153ZM155 97H156V95H155ZM163 97H165V96H163ZM180 97L179 98H175L176 100L177 99H180ZM182 97H181V99H182ZM188 97V96H187ZM187 97H185V98H187ZM210 97V96H209ZM215 97V96H214ZM228 97H229V99H228ZM1 98V97H0ZM6 98H8L7 100H5ZM75 98L73 99V100H75ZM162 98V97H161ZM169 98H170V96H169ZM168 98V99H169ZM208 98V97H207ZM236 98H238V97H235L234 99H236ZM82 99H81V101H82ZM86 99V100H85ZM153 99V98H152ZM157 99V97L154 99L155 101H157L156 100ZM162 99H164V98H162ZM174 99V98H173ZM173 99H171V100H173ZM180 99V100H181ZM242 99V98H241ZM61 100V99H60ZM65 100V99H64ZM77 100V99H76ZM79 100V99H78ZM145 100V101H144ZM161 100V99H160ZM159 99H158V101H160ZM176 100H175V104H176ZM183 100H185L184 99V97H183ZM183 100H181V102H184ZM208 100H209V98H208ZM240 100V99H239ZM71 101V100H70ZM70 101H68L67 100V103H69ZM80 101V105H81V103H83V102H81ZM90 101V100H89ZM144 101V102H143ZM154 101V102H155ZM178 101V100H177ZM204 101H206V100H204ZM227 101V102H226ZM62 102V101H61ZM60 102V103H61ZM121 103V104H123V105H125L126 104V106H128V107H126L125 108V106H122L121 104H118V105H120V106H122L123 108H124V112H125V114H122V115H124L123 116V118H125V117H127V118H130L129 120H125L124 119V121L122 122V118H121V116H119V117H116L114 114H117V113H115V111H114V109L116 108L115 107V103L117 104V103ZM151 102H153L152 100H151ZM167 102V101H166ZM172 102H174V101H171V103ZM210 102V101H209ZM208 102V103H209ZM247 100H246V102H242V103H245V104H247ZM35 103H34V105H35ZM64 103H66V101L64 102ZM66 103V104H67ZM71 103V102H70ZM144 103V104H145ZM156 103V102H155ZM168 103V102H167ZM179 103V104H178ZM177 103V105H175V107L176 106H178L177 108L179 109V105L181 104L180 103V101ZM185 103V102H184ZM191 103V102H190ZM211 103V102H210ZM213 103V102H212ZM212 103H211V105H212ZM224 103V104H225ZM231 103V104H230ZM236 103H237V99H236ZM240 103V102H239ZM238 103V104H239ZM249 103V102H248ZM43 105L42 106H44L45 105V103H42ZM65 104V105H66ZM90 104V103H89ZM90 104V105H91ZM161 104H162V102H161ZM163 104L165 105L166 103H164L163 102ZM169 104V103H168ZM186 104V103H185ZM202 104H204V103H202ZM205 104L206 105H208L207 104V102H205ZM214 104V103H213ZM220 104V103H219ZM228 104V105H227ZM233 104H235V103H233ZM244 104V105H245ZM264 104V103H263ZM262 104V105H263ZM55 105V104H54ZM72 105V104H71ZM79 105V106H80ZM83 105V104H82ZM85 105V104H84ZM146 105H143V107L144 106H146ZM172 105V104H171ZM184 105V104H183ZM193 105V104H192ZM192 105H189L190 107L192 106ZM195 105V104H194ZM210 105V104H209ZM210 105V106H211ZM216 105V104H215ZM218 105V104H217ZM236 105V104H235ZM41 106V107H42ZM75 106V105H74ZM108 106H109V108H108ZM111 106V107H110ZM114 108H113V107ZM158 103L157 104H154V103H152V105L150 106V108H151V110L149 109H147L148 111H152L153 112V115H154V111L156 110V112H158L159 113V115H161V116H164L165 117V115H162L163 113H165L164 111L162 112V109H163V107H159V111H157L158 109ZM160 106V105H159ZM167 104H166V106H165V108H167ZM187 106V105H186ZM200 106V105H199ZM197 107V108H199V110H203V106L201 107V109H200V107ZM264 106V105H263ZM31 107V106H30ZM45 107V106H44ZM64 107V106H63ZM73 107V106H72ZM76 108H77V106H75ZM88 107H89V105H88ZM129 107H130V109H129ZM138 107H139V109H138ZM175 107H171L170 106V108H172V110H174L175 111ZM181 107V106H180ZM188 107V106H187ZM207 107V106H206ZM206 107H204V109L206 108ZM214 107L215 106H212V108H213V110L215 111V109H214ZM241 107V108H240ZM34 107H32V110H36V108H34ZM43 108V107H42ZM74 108V107H73ZM82 108V107H81ZM81 108L79 107L78 109V111H80L81 110ZM87 108V107H86ZM85 108V109H86ZM129 109V110H131V111H129L130 113H131V115L134 113V111L136 110V109H138L139 110V112L138 113H134V115L132 116V117H129V116H131L130 114H129V112L126 110V109ZM146 108V107H145ZM144 108V109H145ZM161 108V109H160ZM177 108H176V111H177ZM183 108H184V106H183ZM186 108V107H185ZM184 108V109H185ZM208 108V107H207ZM206 108V109H207ZM210 108V107H209ZM211 108V109H212ZM224 108V107H223ZM236 108V109H235ZM248 108V107H247ZM247 108H245V109H247ZM31 109V108H30ZM29 109V110H30ZM66 109L67 108H65V111H66ZM75 109V108H74ZM83 109V108H82ZM112 109H113V111H112ZM181 110H182V107L180 108ZM189 109V108H188ZM210 109V110H211ZM217 109V108H216ZM34 110V111H35ZM68 110H72V108H68ZM76 110V109H75ZM100 110V111H99ZM119 110V109H118ZM120 110H122L123 111V109H120ZM119 110V111H120ZM146 110V111H147ZM172 110H171V112H172ZM180 110V111H181ZM186 110V109H185ZM191 110V111H190ZM189 111V113H191L192 112V110L193 109H190ZM195 110V109H194ZM196 110H198V109H196ZM195 110V111H196ZM77 110H76V112H78ZM128 112V114H127V112ZM143 111V110H142ZM145 111V110H144ZM187 111V110H186ZM186 111H181L182 113L183 112H186ZM194 111V112H195ZM222 111H224V110H222ZM38 112H39V110H38ZM75 112V111H74ZM73 112V110L71 111V113L73 114L74 113ZM87 112V111H86ZM116 112H117V108H116ZM188 112V111H187ZM201 112H203V111H201ZM91 113H93V114H91ZM140 113H142V112H140ZM167 115H166V117H165V119H166V121H165V123L163 122V124H166V122H167V118L169 117V120H168V122H171L170 120L172 119L173 120V117L174 116H176V114L172 117L171 115H169V113H170V111L168 112L167 111ZM196 113V112H195ZM197 113H199V111L197 112ZM207 113L208 112H206V117H207ZM210 113V112H209ZM212 113H214V112H212L211 111V113L210 114H212ZM216 113V112H215ZM214 113V114H215ZM231 113H232V115H234V113L231 111ZM247 112L245 111V112H243L242 114H246ZM67 114V113H66ZM86 114V113H85ZM97 116H96V115ZM121 113L119 112V115H120ZM129 115V116H125V115ZM157 114V113H156ZM186 114V113H185ZM188 114V113H187ZM186 114V115H187ZM237 114H239V113H237ZM237 114H235V115H237ZM36 116H37V113L35 114ZM137 115V116H136ZM152 114H151V112H150V116H151ZM169 115V116H168ZM182 115H184V114H182ZM202 115V114H201ZM218 115H220V114H218ZM111 116V118L109 119V117ZM113 116H115V117H113ZM149 116V117H150ZM160 116V117H161ZM168 116V117H167ZM179 116V115H178ZM180 116H181V114H180ZM188 116V115H187ZM195 116V115H194ZM240 116H242V115H240ZM54 117H56V116H54ZM88 117V118H89ZM138 117V118H137ZM158 114H157V116H156V119L157 120H159L158 119ZM164 117H162V121H164L163 120V118ZM170 117H172L171 119H170ZM183 117H185V116H183ZM200 118H203V117H201V116H199ZM212 117H213V115H212ZM215 117H217V115L215 116ZM219 117H221V116H219ZM102 118V119H101ZM178 118V117H177ZM176 118V119H177ZM191 118L192 117H190V121H191ZM196 118H198V116L196 117ZM200 118L198 119V120H200ZM234 118H235V116H234ZM109 119V120H108ZM179 119V118H178ZM185 119H186V117H185ZM184 119V120H185ZM188 119H189V117H188ZM188 119H186V120H188ZM203 119H206L205 117L203 118ZM210 119V118H209ZM212 119V118H211ZM222 119H223V117H222ZM225 119V118H224ZM239 119H241L243 122L244 121H246V120H243L244 119V117H238L237 118V122L239 123ZM246 119V118H245ZM97 120H99V117H98V119ZM102 120V121H101ZM181 120V119H180ZM198 120H197V123L195 124V125H200V123H198ZM220 119H218L217 118V120H214L215 122L217 121H219ZM239 120V121H238ZM175 122H176V120H174ZM182 121V120H181ZM196 121V120H195ZM202 121V120H201ZM242 121L240 122V124H242ZM90 122H92V124H94V122L93 121H90ZM151 122L153 123V121H150L149 123H148V127H149V124H151ZM173 122V121H172ZM171 122V123H172ZM182 122H184V121H182ZM185 122H187V123H185ZM183 124H187V125H189L188 124V122L189 121H185ZM192 122H193V119H192ZM203 123H204V125H205V122L204 121H202ZM214 122V123H215ZM216 122V123H217ZM219 122H224V121H219ZM231 123H232V121H230ZM234 122V121H233ZM86 123V124H85ZM158 123H160V120H159V122ZM171 123H170V125H171ZM179 123V122H178ZM207 123V122H206ZM209 123V122H208ZM212 122H210V125L211 126H213L212 124H211ZM215 123V124H216ZM221 123L219 124V126H222L221 125ZM225 123H226V121H225ZM224 123V124H225ZM147 124V123H146ZM162 123H161V125L163 126H161L160 127V129L162 128V131L164 130V131H169L170 129H167L168 127V125H166V127H164L165 125H163ZM168 124V123H167ZM173 125L172 126H170L171 128H173V126H175V124H174V122L172 123ZM214 124V125H215ZM223 124V123H222ZM234 124V123H233ZM89 125H90V123H89ZM153 125V124H152ZM191 125V124H190ZM194 125V126H195ZM216 125H218V124H216ZM226 125H227V123H226ZM225 125V126H226ZM235 125V124H234ZM243 125H244V123H243ZM96 126V125H95ZM158 125H156V127H157ZM180 125H178L177 124V126L175 127L176 129H177V127H179ZM192 126L193 125H191V126H188L189 128H192ZM193 126V127H194ZM206 126V125H205ZM204 126V127H205ZM210 126V127H211ZM238 126V125H237ZM50 127V126H49ZM145 127V128H144ZM155 127V128H156ZM159 127V126H158ZM187 127V128H188ZM200 127V126H199ZM197 128L196 126L194 127L195 128V130H196V128L197 129H201L202 128V124H201V128ZM208 127V126H207ZM210 127H209V129H210ZM217 128H219L218 126H216ZM216 127H214V128H216ZM224 127V126H223ZM227 127V126H226ZM243 127H245V126H243ZM150 128V127H149ZM175 128H173V130H175ZM187 128H184V130L182 129V127L179 129H177L176 131H178V130H180V131H187V132H189L190 130L189 129H187ZM194 128L193 129H191V130H193L192 132H194L195 133V130H194ZM212 128V127H211ZM217 128H216V130H217ZM165 129H167V130H165ZM186 129V130H185ZM204 129V128H203ZM242 129V128H241ZM240 129V130H241ZM202 130V129H201ZM211 130H215V129H211ZM215 130V131H216ZM223 130V129H222ZM227 130V129H226ZM22 131V132H21ZM51 131H53V130H51ZM180 131H178V132H180ZM182 131V132H183ZM203 131V130H202ZM205 132H206V134L208 133V132H210V130L207 132V129L206 130H204ZM218 131V130H217ZM229 131V130H228ZM236 131V130H235ZM155 132V131H154ZM157 132H160L159 131V129H158V131H157V129H156V133ZM173 132V131H172ZM182 132H180V133H182ZM212 132V131H211ZM219 132V131H218ZM220 132H222L221 130H220ZM226 131H224V133H225ZM238 132V131H237ZM97 133H99V135L97 134ZM144 133H146V135H144ZM164 133V132H163ZM168 133V132H167ZM175 133V132H174ZM217 133V132H216ZM223 133V132H222ZM227 133V132H226ZM240 133V132H239ZM248 133V132H247ZM51 134V133H50ZM190 133H188V135H189ZM221 134V133H220ZM44 135H46V133L44 134ZM86 135V134H85ZM143 135H144V138H143ZM161 135V134H160ZM183 135H185V133H183ZM195 135H197L198 137H199V135H198V133L196 132L195 133ZM203 135V134H202ZM202 135H201V139H202ZM208 135V134H207ZM207 135H206V137H207ZM212 135V134H211ZM225 135V134H224ZM236 135V134H235ZM249 135V134H248ZM38 136V135H37ZM158 136V135H157ZM162 136H164V135H162ZM172 136V135H171ZM181 136L182 135H180L179 137L181 138ZM186 136H187V133H186ZM190 136H191V134H190ZM197 136H194V137H196V139L198 138ZM205 136V135H204ZM203 136V138H205ZM209 136V135H208ZM214 136V134L212 135V136H210V140L212 141V139H211V137H213ZM215 136H218V135H216L215 134ZM231 136V135H230ZM46 137H48V136H46ZM149 137V136H148ZM147 137V138H148ZM219 137V136H218ZM221 137H223L224 139H228L227 141H229L230 142V140H233L234 139V137L232 138V139H230V137L229 138H227L226 136L224 137V136H221ZM220 137V138H221ZM239 137V136H238ZM249 137V136H248ZM41 138V137H40ZM76 139V141L75 142H77V144L79 145V147L77 146V147H75V148H70V149H68V150H65L64 149V146H65V143L67 144V143H70V141H72L73 139ZM175 138H176V136H175ZM244 138V137H243ZM50 139V138H49ZM206 139V138H205ZM213 139H214V137H213ZM216 139V138H215ZM240 139V138H239ZM249 139V138H248ZM177 140V139H176ZM175 140V141H176ZM181 140V139H180ZM199 140V139H198ZM207 140V139H206ZM205 140V141H206ZM218 140H219V138H218ZM236 140H238V138L237 139H234V142H236ZM245 140V139H244ZM150 141V140H149ZM178 141V140H177ZM176 141V142H177ZM182 141H185V144H187V142H186V140H185V137H184V140H182ZM196 140H195V138H194V142H195ZM204 141V144H202V146L203 145H206L207 143H208V141H207V143ZM215 141V140H214ZM245 141H247V140H245ZM31 142H33V143H31ZM152 142V141H151ZM181 142V141H180ZM194 142H193V144H194ZM216 142H218L217 144H219L218 146L219 147H221V145L224 143L223 142V140H222V142L221 141H216ZM228 142V143H229ZM157 143V142H156ZM201 143H203V142H201ZM241 143V142H240ZM71 144V143H70ZM155 144V143H154ZM167 145L168 144H170V143H166ZM182 144V143H181ZM189 144V143H188ZM187 144V146L188 147H190L189 145ZM209 144V143H208ZM213 144V143H212ZM211 144V145H212ZM217 144H215V145H217ZM225 144H226V142H225ZM229 144H231V143H229ZM233 144H235V143H233ZM237 144V143H236ZM238 144H239V142H238ZM75 145V144H74ZM150 145H151V143H150ZM156 145V144H155ZM167 145H166V147H167ZM190 145H191V143H190ZM197 144H195L194 146H196ZM210 145V144H209ZM208 145V147H210ZM71 146V145H70ZM88 146H94L95 148H97V149H99V150H96V152H93V153H89V154H85L87 151H85L84 149H86ZM157 146V145H156ZM172 146V145H171ZM171 146H168V148L169 147H171ZM217 146V147H218ZM254 146V145H253ZM72 147V146H71ZM74 147V146H73ZM161 147V146H160ZM184 147V146H183ZM222 147H224V146H222ZM227 147H229V146H227ZM43 148V147H42ZM63 148V149H62ZM91 148V147H90ZM150 148H152L151 150H150ZM167 148V150H169ZM191 148V147H190ZM226 148V147H225ZM237 148V147H236ZM250 148V147H249ZM172 149V148H171ZM195 148L193 147V149H191V150H189V151H191V153L193 154V151H194V154H196L195 153V150H194ZM202 149H204V148H202ZM209 149V148H208ZM229 149H230V147H229ZM233 149V148H232ZM235 149V148H234ZM264 149V148H263ZM34 150H35V152H34ZM43 151H44V149H42ZM83 150H84V153H83ZM92 150V149H91ZM182 150V149H181ZM198 150V149H197ZM207 150V149H206ZM222 150V149H221ZM238 150H240V149H238ZM241 150H242V148H241ZM240 150V151H241ZM37 151H40V150H37ZM50 151V150H49ZM89 151V150H88ZM94 151V150H93ZM98 151V152H97ZM200 151V150H199ZM211 151L212 150H210L209 151V153H211ZM228 149H227V152H226V150H225V153L224 152H222V154H225V155H227L228 154ZM235 151V150H234ZM248 151V150H247ZM40 152H42V151H40ZM48 152V151H47ZM90 152H92V151H90ZM182 152V151H181ZM184 152V151H183ZM188 152V151H187ZM201 152H203V151H201ZM207 152V151H206ZM213 152H215V150L213 151ZM213 152L211 153V155L213 154ZM236 152V151H235ZM43 153V152H42ZM41 153V154H42ZM146 153H148L147 155H146ZM166 153H167V151H166ZM170 153V152H169ZM205 152H203V154H204ZM209 153H205V156H206V154H208V156L210 157V161L209 160H207V161H209L208 163L209 164H211L210 162H212V163H215V161L213 162L212 160H213V158L211 157V155H209ZM219 153H221V152H219ZM227 153V154H226ZM232 153V152H231ZM249 153V152H248ZM45 154V153H44ZM188 154V153H187ZM191 154V155H192ZM193 154V155H194ZM198 154V153H197ZM215 154H217V152L215 153ZM214 154V155H215ZM221 154V155H222ZM240 154H243V153H240ZM82 155H84V158H83V156ZM181 155V157H182V159L181 160H183L184 158H186L185 156L183 157V155H182V153L180 154ZM217 155H219L220 156V154H217ZM237 155H239V154H237ZM250 155V154H249ZM44 156V155H43ZM63 156H65L67 159H66V161L65 160H63V159H65V158H63L62 159V157ZM177 156V155H176ZM200 156H201V154H200ZM252 156V155H251ZM250 156V157H251ZM1 157V156H0ZM37 157V156H36ZM48 157V156H47ZM175 157V156H174ZM194 157H195V155H194ZM194 157H192V159L194 158ZM222 157V156H221ZM249 157V158H250ZM42 158V157H41ZM120 158V159H119ZM178 158V157H177ZM190 158V157H189ZM196 158H199V157H196ZM201 158H202V156H201ZM230 159L231 158H233L232 156H230L229 157ZM234 158H236V157H234ZM242 158H243V156H242ZM34 159V160H33ZM207 159V157H205V159H203V160H206ZM209 159V158H208ZM226 159V158H225ZM225 159H220L219 161H221V160H225ZM229 159V160H230ZM243 159H245V158H243ZM61 160H63V161H65L64 163H63V161L61 162ZM160 160V159H159ZM176 160V159H175ZM185 160V159H184ZM201 160V159H200ZM199 160V161H200ZM228 160V159H227ZM232 161H233V159H231ZM236 160L237 161H239V162H241V163H244L243 161H241L239 158L237 159L236 158ZM236 160H234V163L231 161V163H229L228 162V164L227 165H229V164H231L230 165V167L232 166L233 167V165H236L237 164V161ZM245 160H247V159H245ZM244 160V161H245ZM0 161H2V160H0ZM43 161V160H42ZM46 161V160H45ZM192 160H190V162H191ZM219 161L217 162V163H219ZM236 161V162H235ZM148 162H150V163H148ZM161 162V161H160ZM167 162H169V160L167 159ZM170 162H171V164H172V156H171V159H170ZM173 162H174V159H173ZM185 162H187V160H185ZM192 162H195V161H192ZM191 162V163H192ZM202 162V161H201ZM225 162V161H224ZM223 162V163H224ZM248 162V161H247ZM247 162H245L244 164L246 165L247 164ZM178 163V162H177ZM190 163V164H191ZM197 163V162H196ZM196 163H194V164H192V165H194V168H196ZM208 163H206L204 166L203 165H199L200 167L201 166H203V170L205 171H207V170H209V168H212V166L210 167V165L208 164ZM217 163H215V165H217ZM232 163H233V165H232ZM241 163H239V164H237V165H241ZM37 166H36V165ZM47 164V163H46ZM165 164V163H164ZM181 164V163H180ZM184 164V166L182 167V165L179 167V168H181V171L184 173H187V171L189 172L191 169H190V167L188 168V164H186V163H183ZM198 164H199V162H198ZM197 164V165H198ZM203 164V163H202ZM243 164V165H244ZM161 165H163V163H161ZM167 165V164H166ZM173 165V169H177V167H175L176 166V162L175 163H173L172 164ZM185 165H187V168L185 167ZM213 165V164H212ZM220 165H223L222 163L221 164H219V166ZM245 165L244 166H242V167H245ZM248 165H251L250 163H248ZM247 165V166H248ZM1 166H0V169H1ZM6 166H8V168H6ZM87 166V167H86ZM171 166V165H170ZM179 166V165H178ZM191 166V165H190ZM197 167L198 169H200V171H202L201 169H202V167L200 168V167ZM209 166V167H208ZM214 166V165H213ZM240 166V167H241ZM246 166V167H247ZM16 167V168H15ZM19 167V169H21V175H20V173L18 172V174H17V172L15 171V169H17ZM33 167L36 169L35 170V172H33V174H35L32 178H30V174H31V172L33 171ZM86 167V168H85ZM206 167H208V169H204V168H206ZM236 167V168H235ZM235 167H233V168H235V169H238L237 168V166H235ZM242 167L241 168H239L238 170H236V172L237 171H239V170H241L242 171ZM44 168V167H43ZM46 168V167H45ZM184 168V169H183ZM192 168V167H191ZM194 168H193V170H194ZM226 168H228V166L227 167H225L224 169H226ZM31 169H32V171H31ZM164 169H165V171H164ZM186 169H187V171H186ZM190 169V170H189ZM198 169H197V171H198ZM244 169V168H243ZM249 169V168H248ZM178 170V169H177ZM185 170V171H184ZM196 170V169H195ZM194 170V171H195ZM228 169H226V172L227 173H230L229 171H227ZM231 170V169H230ZM18 171V170H17ZM20 171V170H19ZM205 171V172H206ZM210 171V172H209ZM209 171H207V172H209L210 174H214V172L213 173H211L212 171H211V169L209 170ZM233 171V170H232ZM240 171V172H241ZM245 171H247V170H245ZM83 172H85V173H83ZM191 172V171H190ZM193 172V171H192ZM191 172V173H192ZM224 172V171H223ZM40 173H38V174H40ZM50 173V174H49ZM69 173V174H71L69 177L67 176V177H65L67 174ZM78 173H81V174H79V175H82V173L83 174H85V175H83L82 177H79V175L77 176V174ZM87 173V174H86ZM172 173V172H171ZM170 173V178L168 179V181L170 180V182H172V178H171V174ZM191 173H189L188 175H190ZM225 173V172H224ZM226 173V174H227ZM68 174V175H69ZM192 174H194V173H192ZM197 173H195V177H197L198 175H196ZM202 174V173H201ZM235 174H237V173H235ZM233 172H232V176L234 177V175H235ZM241 174L244 176V174L241 172ZM184 175H187V174H184ZM209 175V174H208ZM227 175H230V174H227ZM225 176V177H230V176ZM240 175V174H239ZM49 176V177H48ZM202 176H204L203 174H202ZM205 176H206V174H205ZM211 176V175H210ZM214 176H216V174L214 175ZM213 176V177H214ZM222 176H224V175H222ZM189 177V176H188ZM193 177V176H192ZM195 177H193V179H195L196 180V178ZM217 177V176H216ZM216 177L215 178H211L212 180H209L208 178L209 177H207L206 178V180L208 179L209 180V184L210 185H213L215 182H213V180H217L216 179ZM233 177H231V179H233ZM198 178H201V176L199 175V177ZM197 178V180L198 181H200L199 179ZM218 178V177H217ZM222 178L223 177H220L219 179L221 180V182L223 181L222 180ZM236 178V177H235ZM240 178V177H239ZM96 179H94V180H96ZM154 179H156V180H154ZM164 179V180H163ZM93 180V179H92ZM189 180H191V175H190V179ZM196 180V181H197ZM202 180H204V181H206L205 179H202ZM207 180V181H208ZM225 180V179H224ZM67 181H69V182H67ZM146 181V180H145ZM153 181H152V183H153ZM160 181V182H161ZM167 181V180H166ZM167 181V182H168ZM183 182V184L182 185H184L186 188H187V191H189V189L191 190V192H188L187 194V198H190L191 196H192V193H194V194H197L198 195V197H197V195H193V198L191 197L190 199H193L192 200V202H191V200L190 199H188V202H189V200H190V203H193V201H195V203L196 202H198L199 203V201H198V199L197 200H195L196 198H200V199H203V200H201L202 201V203L203 204H206V203H208V202H211V201H213V205H214V203H218V201L220 200V199H222V196H223V194H221L222 193V191H218L217 189H216V192H219L222 196H219V193L218 194H216V193H214V191L215 190H213V192H212V190L210 189H208V188H210L211 186L210 185H207L206 183H204V184H206L207 186H210V187H208V188H205V187H207L206 185L205 186H203V188H201V189H199V187H201L202 185H200L199 186V184H196V183H198V182H192V181H189V183L188 182H186V181H184V180H182ZM203 181V182H204ZM210 181H212L213 183H210ZM219 180H217L216 181V185H218L217 184V182H218ZM72 182V183H71ZM148 182V179H147V181L145 182V183H147ZM151 182V181H150ZM150 182H149V184H150ZM159 181L158 182H156V187H157V184L158 183H160ZM165 182V181H164ZM185 182V183H184ZM190 182H191V184H190ZM233 182H234V180H233ZM30 183V184H31ZM112 183V184H113ZM120 183V182H119ZM126 183V182H125ZM151 183V184H152ZM163 183V182H162ZM196 185V189H195V185ZM218 183H220V181L218 182ZM232 183V182H231ZM231 183H226L225 185H233V183L231 184ZM30 184H27V185H29L30 186ZM40 184V183H39ZM114 184H113V186H112V188L114 189ZM121 184V183H120ZM119 184V185H120ZM130 184V185H131ZM149 184H148V186H149ZM150 184V185H151ZM166 184V183H165ZM170 184V183H169ZM190 184V185H189ZM224 184V183H223ZM221 185V187H223L222 189H223V191H225V189L224 188H226L224 185ZM235 184V183H234ZM107 185V184H106ZM106 185H105V187H106ZM116 185V184H115ZM118 185V186H119ZM129 185V186H130ZM137 185H138V182H137ZM153 186H155L154 184H152ZM151 185V186H152ZM173 186V184L171 183L170 185H169V187H172ZM100 186V185H99ZM122 186V185H121ZM124 186V185H123ZM133 186H134V184H133ZM135 186H136V183H135ZM146 186V185H145ZM159 186H161L162 187V185H158V188H157V194L159 195V192H158V189L159 188H161V187H159ZM164 186V185H163ZM166 186H168L167 184H166ZM179 186V185H178ZM199 186V187H198ZM214 186V185H213ZM26 187V186H25ZM31 187H32V185H31ZM96 187V186H95ZM97 187H98V185H97ZM132 187V186H131ZM137 187H139V186H137ZM27 188H28V186H27ZM27 188H25V189H27ZM34 188V187H33ZM92 188V189H91ZM107 188H108V186H107ZM134 188H136V187H134ZM181 188V187H180ZM228 188H229V186H228ZM55 189V190H56ZM89 189H87V190H89ZM102 189H103V187H102ZM126 189V188H125ZM131 189H133V187L131 188ZM137 189V188H136ZM139 189V188H138ZM170 190H172L171 188H169ZM168 189V190H169ZM183 189V188H182ZM202 189H204L205 191H202ZM29 190H31V188L29 189ZM109 190L111 191V189L109 188ZM116 190V189H115ZM114 190V191H115ZM127 190H129V188L127 189ZM156 190V189H155ZM169 190V191H170ZM177 190V189H176ZM201 191V192H199V191ZM206 190H209L210 192H211V194H209L208 193V195H207V192H209V191H206ZM228 190V189H227ZM86 191V190H85ZM101 191V190H100ZM99 191V192H100ZM107 191H108V189H107ZM109 191V192H110ZM140 191H141V189H140ZM165 192L166 194L167 193H170V195H171V193H172V191H170V192ZM178 191V190H177ZM176 191V192H177ZM231 190H230V188H229V190L228 191H226L227 193H229ZM3 192V191H2ZM6 191H4V193H5ZM7 192V193H8ZM26 192H28L27 190H26ZM56 192V193H57ZM67 192V193H68ZM98 192V193H99ZM102 192V191H101ZM105 192H106V188H105ZM127 192V191H126ZM161 192H162V190H161ZM196 192V193H195ZM203 192H205V193H203ZM225 192V193H226ZM31 193V192H30ZM104 193V192H103ZM108 193V192H107ZM164 193V194H165ZM191 193V194H190ZM199 193H202V195L200 196L199 195ZM224 193V192H223ZM11 194H10V196H11ZM55 194V193H54ZM58 194V193H57ZM56 194V195H57ZM99 194H101V193H99ZM98 194V195H99ZM105 194V193H104ZM122 194V193H121ZM153 194V193H152ZM152 194L151 195H149V196H152ZM153 195L152 197L154 198V196H158V195ZM163 194V195H164ZM165 194V195H166ZM173 194H174V192H173ZM177 194V193H176ZM184 194V193H183ZM204 194V195H203ZM32 195V194H31ZM68 195V194H67ZM67 195H65V196H63V197H66ZM75 195V194H74ZM127 196H129L130 195V193H129V195L128 194H126ZM161 195V194H160ZM168 196H169V194H167ZM166 195V196H167ZM189 195H191V196H189ZM214 195H216L217 196V198H216V196L214 197ZM225 195H227V194H225ZM2 196H3V194H2ZM4 196H5V194H4ZM6 196H8L7 194H6ZM6 196H5V198H6ZM10 196H9V198H10ZM28 196H30V195H28ZM33 196H34V194H33ZM62 196H60V197H62ZM72 196V195H71ZM70 196V197H71ZM97 196V195H96ZM100 196V198L103 196V195H99ZM98 196V197H99ZM124 196V195H123ZM145 196V195H144ZM176 196V195H175ZM179 196V195H178ZM189 196V197H188ZM200 196V197H199ZM218 196H219V200H217L216 201V199H218ZM21 197V196H20ZM26 197V196H25ZM95 197V196H94ZM122 197V196H121ZM141 197V196H140ZM140 197H139V199H140ZM147 197V196H146ZM159 197V196H158ZM163 197V196H162ZM171 197V196H170ZM194 197H196V198H194ZM226 196H224V198H225ZM3 198V197H2ZM4 198V199H5ZM9 198H7V199H5L6 201L8 200L9 201ZM69 198V197H68ZM105 198V196H103V199ZM113 198V197H112ZM123 198V197H122ZM129 198V200H130V197H128ZM143 198H145V197H143ZM148 198H150V197H148ZM153 198H151V199H153ZM173 198V199H172ZM172 198H170V199H172V200H177L176 199V197L174 198V197H172ZM179 198L181 199V197L179 196ZM216 198V199H215ZM13 199V198H12ZM27 199V198H26ZM116 199V198H115ZM146 199V198H145ZM151 199H150V201H151ZM156 199H158L159 200V198H156L155 197V199H153V203H154V200L157 202H155V204H152L151 205V209L149 208L150 206H148V207H146V208H148V210L149 211H145V213H147V215H146V217L144 218L145 220H143L142 222H144V223H150V222H152L151 223V225L153 224V223H162V222H164L163 223V225L164 224H167V223H169L171 220L173 221V218H175V216H176V214L175 213H173L172 211H173V208L175 207V209L177 208L176 207V204H174V205H172L173 203H174V201L172 202V203H170L169 201V203L168 202H162V201H158V200H156ZM167 198L165 197V199H162L163 201H165ZM215 199V200H214ZM23 200V199H22ZM59 200H60V198H59ZM100 200V199H99ZM105 200V199H104ZM111 200H113V199H111ZM143 200V199H142ZM184 200V199H183ZM1 201H3V200H1ZM1 201H0V210L2 209V205H1ZM64 201V200H63ZM147 201V200H146ZM178 202H179V200H177ZM200 201V202H201ZM215 201V202H214ZM121 202V201H120ZM130 202V201H129ZM139 202V201H138ZM145 202V201H144ZM5 203V202H4ZM3 203V204H4ZM15 203V202H14ZM25 203V202H24ZM58 203V201H56V204ZM175 203H177V202H175ZM197 203V204H198ZM6 204H7V202H6ZM129 204V203H128ZM150 204H151V202H150ZM149 204V205H150ZM186 204V203H185ZM200 204V203H199ZM203 204H200V205H198L197 207H207V209L209 208L208 207V205H204L203 206ZM210 204V203H209ZM26 205V204H25ZM53 205V204H52ZM58 205L59 206H61L60 205V202L58 203ZM71 205H73V203L71 204ZM75 205V204H74ZM112 205V204H111ZM130 205V204H129ZM178 205V204H177ZM182 205V203L180 204V206ZM187 205H190V204H187ZM186 205V206H187ZM8 206V205H7ZM31 206V205H30ZM136 206V205H135ZM180 206H179V208H180ZM186 206L184 205V211H185V208H186ZM191 206H192V204H191ZM195 206V205H194ZM29 207V206H28ZM55 207H57V206H55ZM63 207H66V206H63ZM69 206H67V208H68ZM72 207V206H71ZM77 207V206H76ZM105 207V206H104ZM134 207V206H133ZM145 207V206H144ZM193 207V206H192ZM196 207V206H195ZM194 207V208H195ZM196 207V208H197ZM205 207V208H206ZM8 208V207H7ZM7 208L5 207V209H2L1 211H0V228L1 227H4V229H5V225H7V229L9 228V229H11L10 228V226L11 225H13L14 223H15V211L13 210V209H11V210H9V211H3V210H7ZM11 208V207H10ZM66 208V209H67ZM72 208H74V207H72ZM126 208H128V207H126ZM125 208V212H127L126 209ZM137 208V207H136ZM195 208V209H196ZM205 208H203V211L205 210L206 211V209ZM56 209H58V207L56 208ZM60 209V208H59ZM76 209H78V208H76ZM117 210H118V208H116ZM190 208H188V210H189ZM195 209H193V210H191L190 212H191V214H195L196 213V215H197V211H194ZM199 210H200V208H198ZM171 210V211H170ZM177 210V209H176ZM186 210H187V208H186ZM57 211H59V210H57ZM123 211V213H122V210H121V213H120V215H121V217H123V219H120L121 221H117V223L119 224V225H121L122 226V222H124L123 220L126 218V216H127V213L128 212H130L129 214L131 215V217L133 218L134 217V219H135V216H133L131 213H133V214H135L134 213V211L133 212H131V211H128L127 213H126V215H125V212ZM194 213H193V212ZM201 212H202V210H200ZM111 212V211H110ZM172 212V213H171ZM177 212V211H176ZM189 212V213H190ZM108 213V212H107ZM112 213V212H111ZM111 213H110V215H111ZM183 213H185V212H183ZM139 214V213H138ZM144 213H142V215H143ZM171 214H175V216H172ZM186 214V213H185ZM104 215V214H103ZM114 215V214H113ZM136 215V214H135ZM139 215H141V214H139ZM141 215V216H142ZM170 215L172 216L171 217V220H169L170 219ZM187 215H188V213H187ZM186 215V216H187ZM112 216V215H111ZM117 216V215H116ZM145 216V215H144ZM108 217H109V213H108ZM107 217V218H108ZM131 217H128V218H130V220H131ZM188 217L190 218V214L186 217V219H188ZM192 217V216H191ZM115 218V217H114ZM113 218V219H114ZM118 217H116L115 218V221L116 220H119V219H117ZM137 218V217H136ZM184 218H185V216H184ZM106 219V218H105ZM134 219H132L133 221H134ZM141 219V218H140ZM178 219V218H177ZM108 220V219H107ZM110 220H112V219H110ZM109 220V221H110ZM127 221L126 219H125V221H127V222H132L133 223V221ZM138 220V219H137ZM166 220H168V221H166ZM175 220V219H174ZM185 220V219H184ZM114 221V220H113ZM115 221L113 222V224L115 223ZM146 221V222H145ZM166 221V222H165ZM178 221V220H177ZM18 222V221H17ZM137 222V221H136ZM117 223H115V225H113V227H115V228H119V225L117 224ZM139 223H140V221H139ZM11 224V225H10ZM127 224H131V223H127ZM143 223H141V225H142ZM148 224H146V225H148ZM8 225H10L9 227H8ZM17 225V223H15L14 224V227ZM118 225V227H116ZM125 225H126V222H125ZM159 225H161V224H159ZM18 226V225H17ZM120 226V228L122 229V227H123V229H125V227L127 228V226H122L121 227ZM131 226V225H130ZM129 227V226H128ZM144 227H146L147 229H149L148 227H149V225H148V227L147 226H142V228H144ZM152 227H153V225H152ZM119 228V229H120ZM146 228H144V229H146ZM7 229H5V230H7ZM119 229H117V230H119ZM5 230H4V232H5ZM3 232V233H4ZM0 233H2V231L0 232ZM65 246L64 247H66L67 248V244H64ZM69 246V245H68ZM75 246H76V244H75ZM77 246H78V244H77ZM61 247H62V245H61ZM79 247V246H78ZM80 247H81V245H80ZM76 248V247H75ZM85 248V251H86V247L83 245L82 246V250ZM60 249H62V248H60ZM68 249H69V247H68ZM71 249V248H70ZM77 249V248H76ZM81 248H79V250H80ZM64 250H65V248H64ZM67 250V249H66ZM81 250V252H83ZM58 251V250H57ZM67 251H69V250H67ZM75 251H77V250H75ZM84 251V252H85ZM60 252H61V250H60ZM81 252H79L78 251V253H81ZM89 252V251H88ZM64 253V252H63ZM65 253H68V252H65ZM65 253H64V255H65ZM77 253V255H75V256H77V259H78V257H80V255ZM70 254V253H69ZM73 254V253H72ZM74 254H75V252H74ZM59 256L60 255H62V253L60 254H58ZM58 255H56V256H58ZM84 255V254H83ZM86 255V254H85ZM97 255V254H96ZM104 255V254H103ZM38 256V255H37ZM47 256H49V255H47ZM69 256V255H68ZM67 256V257H68ZM74 256V255H73ZM101 256V255H100ZM100 256H98V258L100 257ZM107 256V255H106ZM39 257V256H38ZM44 257V256H43ZM46 257V256H45ZM44 257V258H45ZM63 257V256H62ZM71 257V256H70ZM93 257V256H92ZM91 257V258H92ZM101 257H103L104 258V260H105V256H101ZM53 258V257H52ZM58 258V257H57ZM56 258V259H57ZM85 258V257H84ZM88 258V257H87ZM51 259V258H50ZM55 259V260H56ZM60 259H61V256H60V258L58 259L59 260V263L60 264H62L61 262H60ZM65 259H66V256H65ZM74 259V258H73ZM97 259V258H96ZM95 259V261H97ZM108 259V258H107ZM116 259V258H115ZM246 259V258H245ZM36 260V259H35ZM43 260V259H42ZM41 260V261H42ZM64 260V259H63ZM68 260V259H67ZM66 260V261H67ZM79 260V259H78ZM77 260V261H78ZM99 260V259H98ZM102 260V259H101ZM109 260V259H108ZM108 260H107V262H108ZM111 260V259H110ZM49 261V260H48ZM57 261V260H56ZM70 261V260H69ZM73 261V260H72ZM82 261V260H81ZM86 261V260H85ZM94 261V262H95ZM106 261V260H105ZM52 262V261H51ZM64 262V261H63ZM75 262H76V259H75ZM111 262H113V261H111ZM122 262V261H121ZM45 263H47V260H46V262ZM50 262H48L47 264H49ZM54 263H56V262H54ZM59 263H57V264H59ZM65 263H67V262H65ZM80 263V262H79ZM83 263H84V261H83ZM82 263V264H83ZM98 263V262H97ZM96 263V264H97ZM100 263H101V261H100ZM263 263V262H262ZM67 264H71V263H67ZM77 264V263H76ZM94 264V263H93ZM105 264V263H104ZM108 264H109V262H108ZM120 264V263H119ZM124 264V263H123Z\"/></svg>",
  "mask_w": 264,
  "mask_h": 264
}]
</instances>
